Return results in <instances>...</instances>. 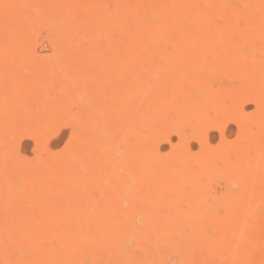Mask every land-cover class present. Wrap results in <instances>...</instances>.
I'll use <instances>...</instances> for the list:
<instances>
[{
    "label": "rangeland",
    "instance_id": "obj_1",
    "mask_svg": "<svg viewBox=\"0 0 264 264\" xmlns=\"http://www.w3.org/2000/svg\"><path fill=\"white\" fill-rule=\"evenodd\" d=\"M8 1H11V0H0V9H2V10H0V23L4 26H2L1 24H0V34L1 33H3V34H1L0 35V57L1 56H3V57H1L0 58V63H2V64H0V91L2 92H5V90L7 89V94L6 93H0V114H1V116H0V120H2L5 116H6V113H3L4 115L2 116V110H15L16 108H18V107H25V108H22V109H20L19 108V110H21V111H23L24 112V117H26V118H28V121L26 120V126L25 127H28L27 125H28V122L30 123V125H29V127H31V129L32 128H34V130L35 131H33V130H31L30 128H25L24 127V125L22 126L25 130L27 129V130H29L30 129V132L29 133H27L28 131L26 130V133H24L23 132V128L21 129V128H19V131H21V133L20 134H22V135H20L19 136V133L16 131V133H18V135H16L17 136V141L15 140V134L16 133H14V134H12L11 135V137L13 136V139L16 141V143H20V141H22V143H20V146L17 144V145H15L16 143H15V141L13 140V139H11V137H9L8 139L10 140H8V139H5V134L4 133H0V150L1 149H3V150H1V152H0V187L2 186L3 188H6L7 186H9V185H11L12 183H14V182H17L18 181V183L20 182V184H21V182H22V171H20V170H18V168H17V166H16V162L15 161H12L11 159H10V153L12 152V151H16L17 149H18V151H19V155H22L21 157L25 160V159H27V158H31V160L30 159H28V161L31 163V166L33 167V169L35 170V171H37V173H39V172H44L49 178H51V177H53V178H55V177H57V175L62 171V170H64L67 166H70L71 165V162L73 163L74 162V156H73V152H72V150L74 149V148H77V146H81V143L84 141V139L85 138H87L88 137V135H89V132H90V130H91V128H93V127H95L96 128V126H97V124H98V128H101V129H103L102 127V121H97V119H99V120H101V118H102V116L105 114V115H107L108 117H109V121L110 120H112V119H116L117 118V115L119 114V110L121 109V108H123V109H126V113H127V118H128V122H127V124L129 125H127V129L128 128H130V129H128L127 130V140H125V142H124V140L123 141H121V144H118V146H116V147H118V148H116L115 150H112V152H110V151H107L106 150V153H110L109 155H111V153L113 154L116 150V152L117 153H119V155L117 154L116 155V153H115V155H116V160L114 161L113 160V162L112 161H110V162H108V166H109V164H110V172L113 174V177L116 179V180H119V182H121V181H123V186L124 187H119L118 185H116V187L115 186H112L113 188H110L111 189V191H112V193H111V191H110V195L109 196H115L114 197V199L116 198V194H118V192H120V190L121 189H123V191H124V193H126V194H124V196L121 198V200H119V201H117L118 203L120 202L121 204H123V205H125V204H129L130 202H128L130 199H133L134 200V202H133V204L132 203H130V204H132V205H134L135 204V206H136V208H140V206H142L143 205V207H141L140 209H136L135 208V206H131L130 204L127 206V205H125V208L127 207V208H129L128 210H127V216H126V218H125V216H124V218L126 219V221H127V225L125 224V227L122 229L123 230V233L125 232L127 235H128V237H129V242H130V245H129V250H131L129 253H128V256H129V262L131 263H137V264H145V263H147V264H153V262L155 263V264H159V261L161 260V261H165L164 263L163 262H161L160 261V264H165V263H167V264H178L179 263V258H181L182 256L181 255H185L186 254V252H187V247L185 248L184 246H182V247H173V243H174V241H173V239H171V238H174L175 236V239L178 241V242H183V241H185V243L186 244H188V242L187 241H189V243H191V244H193V245H189L188 244V247H189V249H191L192 250V252L195 254V255H197L195 258H197L196 260L198 261L196 264H199V263H204V264H211V263H213V264H239L240 262L242 263L243 262V264H244V262H245V260L247 259L248 261L249 260H251V261H247V262H245V264H264V200H262V199H264V192L262 191V189L264 190V178L262 179H259V180H255V179H253V180H249L246 176H245V174H246V172L248 171V170H250V169H252V168H254V166L256 165L255 164V160L258 158H260L259 159V161H258V159H257V162H259V164L261 165V164H263L264 165V111H261L262 109V107H263V103H264V101L263 102H261L260 103V100H256V101H258L259 103V105L257 104V102L254 100V101H249L248 100V102H247V100H245V102H244V100H242V101H236V100H234V99H205V98H203L202 99V97L203 96H201L200 97V95H203V92H200L199 93V98L201 99H198V97L196 98L197 100H195L196 101V104H195V102L193 101L194 99L193 98H188V97H192V96H194L195 94H196V92H188V96L186 97V98H181V99H172L173 101H171L170 100V98H168L170 101H171V103L169 104V107H166V104H167V101H166V99L167 98H164L163 97V99H165V101L164 102H166V103H164V104H162L161 105V103H163V99H162V97L160 96V95H162V92H164L163 90H162V92H161V94L159 93V89H158V87L162 84L161 82V79H157L156 78V80H155V82H153L155 85H157V86H155L156 88H157V90H152V92L154 93V94H156L157 92L159 93V94H156V95H159L158 97H155V98H152V100H154V99H157V101L156 100H154L155 102H152L153 103V105H152V103L151 102H149L151 99L149 98V99H146V100H139V99H136V100H133L132 98H131V94H130V92H129V90H130V87H131V81L136 77V76H138V75H140L141 73L140 72H142V71H140V72H138V74H137V71H134L133 70V60H131L130 61V59L129 60H127L126 59V57L124 56V54H120V52H112L111 53V50L109 51V52H107V53H105V52H102V53H104L103 55L105 56L106 54H108V59H107V55H106V58L101 54V52H99L100 51V48H101V44H102V47L104 48V46H105V48L104 49H106V47H107V49H111V42L109 41V39H108V36H107V38H106V36H104V37H102L103 35H104V31H102V30H105V28L104 27H106L105 25L108 23V22H110V20L112 19V18H116V16H117V18H119V17H121L120 15L122 14V13H118V11L119 12H122V9L123 8H125V9H123V10H126V8H128L127 10H131L132 8H131V6H133L134 4V7L133 8H135L134 10L135 11H137V10H139L138 12H135L136 14H141V11H143V12H145L144 14H146V13H148L149 11H154V9L151 7V3L154 1L155 3L157 2H161L162 1V3H158L159 5H162L159 9H158V14H160L161 12H164L165 11V9L167 8V4L170 2V1H177V0H108L107 2H109L108 4H107V2H105L106 0H88L89 2V4L88 3H85L83 0H72V1H70V0H66V2L64 1V0H12L11 2H8ZM30 1H32V2H34V3H32V2H30ZM39 1H40V3H39ZM69 1L70 2H72V3H69ZM77 1V3H75V2ZM164 1H166L165 3H163ZM185 2L186 0H178L177 2ZM202 1H204V2H202ZM202 1H198V5H199V7H203V3H205V1L206 0H202ZM210 2L212 1V0H209ZM219 1V2H218ZM225 1V2H224ZM224 1H222V0H213L212 2H211V4L208 2V0L206 1V4H207V2H208V4L209 5H214L215 7H218L219 6V9H221V8H224L225 7V5H227V7H229L230 9H231V14L232 13H234V12H237V10H239L238 9V7L239 8H241L240 6H243V3L245 2L246 3V1L245 0H243V2H242V0H238L237 2L239 3V2H241V5H240V3H239V6H238V3L236 2V0H234L233 1V3L232 4H234L233 6H232V4H231V2L232 1H230V0H224ZM229 1V2H228ZM3 2H4V4H3ZM22 2V3H21ZM56 2V3H55ZM58 2V3H57ZM60 2V3H59ZM63 2V3H62ZM83 2V3H82ZM87 2V1H86ZM116 2H117V4H116ZM133 2V3H132ZM141 2V3H140ZM225 4H224V3ZM237 3V5L235 4V3ZM53 3H55V4H53ZM62 3V4H61ZM74 3V4H73ZM91 3V4H90ZM96 3V4H95ZM100 3L101 4H103V5H100ZM121 3V5H119ZM140 3V5L139 6H141V8L139 9V8H137L138 7V5L137 4H139ZM145 5H143V4ZM147 3H150V4H148L147 5ZM197 3V2H196ZM213 3V4H212ZM218 3V4H217ZM219 3H220V5L222 6H220L219 5ZM231 5H230V4ZM8 5V9H7V5ZM16 4V5H15ZM19 4V5H18ZM29 4V5H28ZM31 4V5H30ZM33 4V5H32ZM62 6H61V5ZM64 4H66V6L67 7H65V6H63ZM68 4V5H67ZM70 4V5H69ZM78 4H82V5H78ZM98 4V5H97ZM126 4V5H125ZM15 7H14V6ZM23 5H25V6H23ZM46 5V6H45ZM54 5V6H53ZM72 5V6H71ZM89 5V6H88ZM104 5H105V8H106V6H107V8L105 9L104 8ZM113 5V6H112ZM131 5V6H130ZM147 5V6H146ZM195 5H197V4H195ZM229 5V6H228ZM238 6V7H236V6ZM12 6V7H11ZM34 6L37 8V9H35L34 8ZM48 6V7H47ZM95 6H97V7H95ZM99 6V7H98ZM103 6V7H102ZM112 7V8H109V7ZM116 7V9H117V7H118V11L115 9V11H117V12H114V10H113V8H115ZM119 6H121L122 7V9H121V7H119ZM137 6V7H136ZM149 6H150V8H149ZM4 7V8H3ZM11 7V8H10ZM39 7V8H38ZM68 7H70V8H68ZM85 7V8H84ZM91 7V8H90ZM104 9L103 11L102 10H100V11H102L101 12V15H102V13H103V15L102 16H107L106 18H100V17H102L101 15H100V12H98V8H100V9H102V8ZM148 8V11H147V8ZM164 7V8H163ZM227 7H226V10H227ZM16 8V9H15ZM17 8H19V9H17ZM29 8V9H28ZM55 8V10H57V11H52L51 9H54ZM87 8V9H86ZM98 10H97V9ZM120 8V9H119ZM144 8V10H142ZM146 8V9H145ZM152 8V9H151ZM11 11H10V10ZM25 9V10H24ZM35 9V10H34ZM44 9V10H43ZM75 9V10H74ZM84 9H85V11L87 10V12H85L84 11ZM95 10V13H98L99 14V16L100 17H98V14L96 15V14H94V10ZM107 9H109V12H110V14L108 15V13H106V12H108V11H106ZM149 9H151V10H149ZM160 9H163V10H160ZM233 9H235V11L233 10ZM237 9V10H236ZM29 10V11H28ZM37 10V11H36ZM72 10V11H71ZM92 10V12H93V15L90 13V14H88V12L89 11H91ZM121 10V11H120ZM161 12H160V11ZM222 10H225V9H222ZM5 11H6V13H5ZM19 11L21 12V13H19ZM51 11H52V13H51ZM63 11H65V12H63ZM74 11V12H73ZM104 11H105V13H104ZM151 11V13L153 14H157L156 12H157V9L154 11V12H152ZM17 12V13H16ZM28 12V13H27ZM41 12V13H40ZM45 12H47L46 14H45ZM61 12H63V13H60ZM67 12V13H66ZM33 15H31V14ZM39 15H38V14ZM57 13V14H56ZM59 13V14H58ZM85 13H87V14H85ZM116 13H118V14H116ZM18 14H21V15H18ZM26 14V15H25ZM42 14V15H41ZM66 14V15H65ZM72 14V15H71ZM105 14V15H104ZM114 15L113 17H112V15ZM143 14V13H142ZM141 14V15H142ZM2 15V16H1ZM36 15H37V17H36ZM52 15H53V17H52ZM64 15V16H63ZM67 15H68V17H67ZM74 15V16H73ZM89 15H90V17H89ZM111 15V17H108V16H110ZM3 16H4V18H3ZM20 16V17H19ZM28 16V17H27ZM42 16V17H41ZM43 16H44V18H43ZM55 16H57V18L55 17ZM59 16V17H58ZM61 16V17H60ZM62 16H63V18H62ZM94 16H95V19H94ZM97 16V17H96ZM9 17V18H8ZM11 17V18H10ZM66 17V18H65ZM75 17V18H74ZM85 17V18H84ZM87 17H89L91 20H90V22L88 21L89 20V18L87 19ZM25 18H27V20L25 21ZM30 18V19H29ZM37 18V19H36ZM65 18V19H64ZM77 18V19H76ZM97 18H98V20H97ZM239 18V17H238ZM238 18H235V19H237L236 20V24L240 27V25H241V27L243 28L244 26H245V21H244V19L243 18H239V20H238ZM22 21V23L20 24L19 23V21L20 20ZM32 19V20H31ZM55 19H56V21H55ZM60 19V24L62 25V23L64 22V21H66V24L68 23V27H71L70 29L68 28V27H66V24H65V22L63 23V24H65V25H63V27L59 24L58 26H57V24H58V20ZM84 19V20H83ZM87 19V23L86 22H84L85 20ZM24 20V21H23ZM40 20V22H38ZM53 20V21H52ZM61 20H63V22H61ZM75 20H77L76 22H75ZM79 20V21H78ZM35 21V22H34ZM36 21H37V23H36ZM68 21V22H67ZM72 21V22H71ZM99 21V22H98ZM102 21V22H101ZM104 21V22H103ZM107 21V22H106ZM155 21H157V19L155 20ZM238 21V22H237ZM5 22V24H3ZM32 22H33V24H32ZM48 22V23H47ZM30 23V24H29ZM71 23V24H70ZM94 23V24H93ZM102 24L101 25V27H102V29H101V27H100V25H98V24ZM106 23V24H105ZM20 24V25H19ZM25 24V25H24ZM82 26H81V25ZM19 25V26H18ZM27 25L29 26V25H31L30 27H27ZM35 25V26H34ZM53 25H54V29L52 28L53 27ZM56 25V26H55ZM84 25V26H83ZM86 25V26H85ZM92 25H94V26H92L93 28H95L94 30H93V28H88V27H91ZM97 25H98V27H97ZM3 27V29H2V27ZM6 26H7V28H6ZM24 26H25V28H24ZM79 26V27H78ZM65 27H66V29H65ZM74 27V28H73ZM85 27V28H84ZM18 28V29H17ZM22 28V29H21ZM23 28H24V30H26V29H29V30H27V31H22L23 30ZM37 28V29H36ZM56 28V29H55ZM82 28V29H81ZM86 28H88V29H86ZM99 28H100V32H99ZM2 29V30H1ZM39 29V30H38ZM68 29V30H67ZM83 29H84V32H86V30L88 31V32H90L89 33V35H88V32H86V33H83L82 31H83ZM90 29V30H89ZM33 30V31H32ZM59 30V31H58ZM70 30V31H69ZM2 31V32H1ZM8 31H9V33H8ZM12 31H15V33L13 32L12 33ZM19 31H21V32H25V33H21V32H19ZM66 31V32H65ZM67 31H68V33H67ZM81 31V32H80ZM97 31H98V33H97ZM16 32H17V34H16ZM28 34H27V33ZM31 32H33V33H31ZM64 32V33H63ZM72 32V33H71ZM101 32H102V34H101ZM162 32V31H161ZM11 33H12V36L14 37H12L11 36ZM56 33H58V35L56 34ZM62 33V35H59V34H61ZM92 33V34H91ZM15 34V35H14ZM22 34V36H20ZM33 34V35H32ZM52 34H53V36L54 37H52ZM72 34V35H71ZM86 35V36H83V35ZM91 34V35H90ZM95 34V35H94ZM98 34V35H97ZM82 35V36H81ZM92 35H94V36H92ZM102 35V36H101ZM11 37V39H10V37ZM28 36V37H27ZM57 36H59V37H61L62 36V41L65 43L66 42V44H64V45H66V46H64L63 45V43H62V41L61 40H59V39H61V38H57ZM89 36H91L92 37V39L89 37ZM98 36H100V37H98ZM26 37H27V39H26ZM81 37V38H80ZM97 37V38H96ZM86 38H90V39H86ZM95 38H96V40H95ZM9 39H10V42H9ZM19 39H21V40H19ZM25 39V40H24ZM55 39H57V40H59V41H57V40H55ZM75 39V40H74ZM82 39H83V42H82ZM100 39V40H99ZM2 40V41H1ZM90 42H89V41ZM92 40H95V41H93L92 42ZM103 40V41H102ZM104 40L108 43H105L104 42ZM24 42L23 44L21 43V45H17V44H19V42ZM28 41V42H27ZM49 41V42H48ZM61 41V43H62V45L64 46H61V44H59L58 45V43L57 42H60ZM76 43H75V42ZM86 41H88L87 43H86ZM98 41H101V42H98ZM9 42V43H8ZM28 44H27V43ZM110 42V43H109ZM51 43V44H50ZM75 43V44H74ZM78 43V44H77ZM82 43V44H81ZM86 43V44H85ZM99 43V47H97V45H95V44H98ZM105 43V44H104ZM5 44H10L9 45V47H7L8 45H6L5 46ZM50 44V45H49ZM84 44V45H83ZM91 44V45H90ZM106 44H107V46H106ZM13 45V46H12ZM69 45V46H68ZM95 45V46H94ZM11 46V47H10ZM24 46V47H23ZM25 46H29L28 47V49H26L27 47H25ZM52 46H53V48H52ZM60 46V47H59ZM80 46V47H79ZM83 46V47H82ZM85 46H88V47H86L85 48ZM90 46V47H89ZM93 48H92V47ZM9 48V50H7L6 48ZM31 47V48H30ZM49 47V48H48ZM51 47V48H50ZM74 47V48H73ZM12 50H11V49ZM60 48V49H59ZM90 48V49H89ZM99 50H98V49ZM103 48H101V49H103ZM83 49V50H82ZM11 50V51H10ZM24 50V51H23ZM5 51H9L8 53L7 52H5ZM28 51H30V52H28ZM86 51H89V52H86ZM97 51V52H96ZM226 50H223V49H219V52H225ZM3 54H2V53ZM52 52V53H51ZM75 52H77L78 54H76ZM91 52V53H90ZM98 53V54H100V55H97L96 53ZM117 53V54H116ZM8 54H10V56L8 55ZM29 54V55H28ZM36 54V55H35ZM59 54V55H58ZM80 54V56H76V55H79ZM89 54V55H88ZM94 56H93V55ZM33 57H32V56ZM64 55H65V57H64ZM86 55V56H85ZM31 56V57H30ZM74 56V57H73ZM84 56V57H83ZM93 56V57H92ZM97 56H100V57H98L97 59H96V57ZM101 56H103V58H104V60L101 58ZM5 57V59L6 60H4L3 58ZM9 57V58H8ZM32 59V61H31V59ZM77 57V58H76ZM79 57V58H78ZM86 57H88V58H86ZM95 57V58H94ZM181 57H183V56H181ZM184 57H186V56H184ZM74 58V59H73ZM82 58V59H81ZM91 58H94V60L93 59H91ZM102 59L101 61L100 60H98V59ZM187 59H191V56H188L187 55V57H186ZM65 59V60H64ZM181 59V60H180ZM179 59V61L181 62L183 59L182 58H180ZM187 59H185L184 61H182L181 63H179V66H182V64H188V63H190L189 61H190V59L189 60H187ZM4 60V61H3ZM54 60V61H53ZM71 60V61H70ZM76 60V61H75ZM80 60V61H79ZM85 62H84V61ZM37 62L36 64H35V62ZM73 61V62H72ZM99 61V62H98ZM103 61V62H102ZM109 63H108V62ZM20 62H21V64H20ZM54 62V63H53ZM89 62V63H88ZM92 62V63H91ZM96 62V63H95ZM97 62H98V64H97ZM102 62V63H101ZM226 61H224L223 63H225ZM27 65H26V64ZM74 63V64H73ZM81 63L87 68H82L83 67V65L81 66ZM105 63L107 64V66L105 65ZM19 64V65H18ZM34 64V65H33ZM42 64H45L44 65V70L42 71ZM95 65V68H97V73H96V71H95V69H94V67H93V69H92V65ZM24 65H26L25 67H24ZM37 65H39L38 67H37ZM47 65V66H46ZM93 65V66H94ZM100 65L102 66V68L100 67ZM6 66V67H5ZM54 66V67H53ZM76 66L78 67V68H76ZM106 66V68H104ZM29 67V68H28ZM34 67V69H32V68ZM108 67V68H107ZM113 67V68H112ZM117 67V68H116ZM123 67H124V69H123ZM10 68V69H9ZM24 68L26 69H29V71L28 70H24ZM36 68V69H35ZM38 68V69H37ZM80 68V69H79ZM120 69V70H119ZM4 70H6V73H4L5 71ZM8 70V71H7ZM9 70H10V75H9V73H7V72H9ZM35 70V71H34ZM81 70V71H80ZM94 70V71H93ZM3 71V72H2ZM26 71V72H25ZM86 71V72H85ZM12 72H14V73H12ZM19 72V73H18ZM43 72V73H42ZM23 73V74H22ZM76 73V74H75ZM82 73H83V76H82ZM89 73V74H88ZM96 73V74H95ZM134 73H136V74H134ZM43 74V75H42ZM78 74H79V76H78ZM81 74V75H80ZM94 74V75H93ZM107 74H108V76H107ZM135 75V77H134V75ZM144 75H146V73H143ZM9 75V76H8ZM15 75V76H14ZM20 75V76H19ZM29 76V78H27L26 79V77L27 76ZM42 75V76H41ZM97 75V76H96ZM105 75H106V77H105ZM124 75V78L122 77ZM3 76H5V78L3 77ZM10 76H11V78H10ZM26 76V77H25ZM32 76V78H30ZM34 76H35V78H34ZM40 76V77H39ZM89 78H88V77ZM93 76V77H92ZM96 77V79H95V77ZM122 78H121V77ZM211 76H216L215 78H217L218 79V82H216L217 80L215 79L214 80V78H212ZM211 76H210V82H211V84L213 85V87L214 88H218V86H220V85H223L224 83H228V84H230V83H232L234 80L233 79H231L230 81H229V79H227V75H225V74H220V75H213V74H211ZM222 76V77H221ZM9 77V78H8ZM13 77V78H12ZM17 77V78H16ZM20 77V82H19V78ZM39 77V78H38ZM78 77V78H77ZM82 77H83V79H82ZM134 77V78H133ZM8 78V79H7ZM23 78V79H22ZM34 78V79H33ZM101 79V81L99 82L97 79ZM105 78H107V80L105 79ZM109 78V79H108ZM119 78H121L122 79V81H120L121 79H119ZM223 78V79H222ZM241 79L242 80V75L240 76H238L237 77V79ZM5 79H7L8 81L11 79V81L10 82H7V80H6V83H9V85L8 84H6V83H4V85L2 84L3 82H5L4 80ZM32 79V80H31ZM37 79V80H36ZM43 79V80H42ZM88 79V80H87ZM110 79H111V81H110ZM124 79V80H123ZM214 81H213V80ZM237 79H235V84H236V81L238 82L239 81V83H237V84H240V79L239 80H237ZM3 80V81H2ZM14 82H13V81ZM40 80V81H39ZM84 80V81H83ZM87 80V81H86ZM233 80V81H232ZM262 80H264V79H262ZM35 81V82H34ZM89 81V82H88ZM97 81V82H96ZM212 81H213V83H212ZM12 82V83H11ZM24 82V83H23ZM41 83V85L39 86V84L38 83ZM99 82V83H98ZM215 82V83H214ZM22 83V85H20ZM30 83V85H28ZM92 83V84H91ZM106 83V84H105ZM157 83V84H156ZM160 83V84H159ZM218 85H217V84ZM223 83V84H222ZM15 84V85H14ZM27 84V85H26ZM98 84H99V88H98ZM228 84H226V85H228ZM2 85V86H1ZM35 85V86H34ZM36 85L38 86V87H40V88H37L36 87ZM93 85V86H92ZM97 85V86H96ZM130 85V86H129ZM4 86H5V90L3 89L4 88ZM101 86V87H100ZM129 86V87H128ZM14 87V88H13ZM32 87H33V89L35 90H33L32 89ZM36 87V88H35ZM18 88V89H17ZM23 90H22V89ZM96 88V89H95ZM21 89V90H20ZM29 89V90H28ZM38 89V90H37ZM98 89V90H97ZM40 90V91H39ZM43 91V93H41L42 91ZM39 91V92H38ZM156 91V92H155ZM37 92V93H36ZM103 92V93H102ZM12 93V94H11ZM116 93V94H115ZM1 94H2V96H4V95H6V96H4V98L1 96ZM28 94V95H27ZM37 94H40V96H39V99L40 98H42V96H41V94H43V101L42 102H39V99H38V97H37ZM118 95V96H117ZM8 96V97H7ZM11 96V97H10ZM21 96L24 98V99H20L21 98ZM26 96V97H25ZM32 96V97H31ZM15 97V98H14ZM18 97H19V99H18ZM28 97V98H27ZM37 97V98H36ZM107 97H109V98H107ZM111 97V98H110ZM11 98H14V99H16L15 100V102H14V99H11ZM106 98H107V101H106ZM25 99H27V100H25ZM29 99V100H28ZM102 99V100H101ZM110 99V100H109ZM6 100V101H5ZM12 100H13V102H12ZM22 100V101H21ZM24 100V101H23ZM121 100V101H120ZM139 100V101H138ZM161 100H162V102H161ZM176 100L178 101L177 103L179 104V105H182V107L181 106H177L178 104L177 103H175L176 102ZM201 102H200V101ZM207 101V102H205V101ZM226 100H227V102H226ZM230 100V101H229ZM3 101H4V103H5V105H4V103H3ZM21 101V102H20ZM25 101H26V103H25ZM32 101V102H31ZM105 101V102H104ZM118 101V102H117ZM175 101V102H174ZM191 101H193V103H192V105L193 104H195V106L193 107L192 105L190 106V103H191ZM197 101H198V104H197ZM12 103V104H10V103ZM18 102V103H17ZM113 102H116V104L115 103H113ZM183 102H185V103H183ZM204 102V103H203ZM208 102H210V104L211 103H213V104H209ZM215 102H217V104H215ZM220 102H222L223 104H221ZM238 102V104L239 103H241V105H242V107H240V106H235V105H233V104H235V103H237ZM253 104V103H255L256 102V105L255 104H253L254 106H255V108H256V110H255V112L253 111V110H251L252 109V107L254 108V106L251 104V103ZM20 103V104H19ZM32 103V104H31ZM50 103H54L55 104V106L58 108V110L57 111H51V109L49 108V104ZM118 103V104H117ZM160 104L159 106H162V108H163V110L160 108V110L162 111H160L159 110V108H158V106L156 105V104ZM175 103V105H173V107H172V104H174ZM200 103H202L201 105L204 107V109H203V107H201L199 104ZM208 104V106H207V104ZM228 103H230V106L229 107H227V105H229ZM244 103H248V104H246V105H243ZM1 104H2V107H1ZM25 104V105H24ZM151 104V105H150ZM186 104V105H185ZM189 104V105H188ZM206 104V105H205ZM21 105V106H20ZM124 105V106H123ZM147 105V106H146ZM155 105V106H154ZM164 105V106H163ZM187 105H188V108H186V109H188V110H186L185 109V107H187ZM213 105V106H212ZM215 105H220V106H222V107H224L223 109L221 108V107H218L217 106V109L216 108H213V107H215ZM3 106H5V107H3ZM10 106L11 107H13V108H10ZM18 106V107H17ZM119 106V107H118ZM144 108H143V107ZM154 106V107H153ZM168 106V105H167ZM172 108H171V107ZM178 107V108H176V107ZM199 106V107H198ZM209 106H210V108L211 109H216V112H214L215 113V117H217V121H215V117L213 116V111L209 108ZM258 106H260V107H258ZM10 109H9V108ZM50 107H52V106H50ZM153 109H152V108ZM156 107V108H155ZM180 107V108H179ZM199 109H198V108ZM207 107V108H206ZM230 107H232V108H230ZM234 107V108H233ZM260 108V109H258V108ZM2 108H4V109H2ZM55 108V107H54ZM140 108H141V110H140ZM146 108V111H144V109ZM149 108V109H148ZM165 108H169V110L167 109V111H166V109ZM195 110H194V109ZM222 109L223 111H221V112H223V113H220V110L219 109ZM226 108V109H225ZM230 108V109H229ZM237 109L238 108V110H235L234 112H232L231 110L233 109ZM245 108V109H244ZM249 108V110H247ZM151 109V110H150ZM159 111H158V110ZM165 109V110H164ZM182 109V110H181ZM190 109H191V118H189L188 119V117H189V114H190ZM203 109V110H202ZM206 109V110H205ZM11 110L9 111V112H11ZM154 110H157V111H155L154 112ZM174 110V111H173ZM179 110H181L182 111V113L184 114V116L186 115V117H184L183 115H181L182 113L179 111ZM188 111V113L186 112V111ZM193 110V111H192ZM196 110H197V113H196ZM204 110L208 113V115H206L207 113L205 112L204 114H205V116H206V118H205V116H203L202 115V112H204ZM210 110H211V112H212V115H210ZM226 110V111H225ZM228 110H230L231 112H230V118H231V120H233L234 121V123H233V121H231L230 120V118H229V113H227L226 114V112H229ZM245 111L246 110V112H244V113H242V114H239V113H241V112H243V111ZM263 110H264V107H263ZM125 111V110H124ZM141 111V112H140ZM148 111H150L149 113H148ZM153 111V112H152ZM164 111V112H163ZM176 111V112H175ZM178 111L180 112L179 114H177L178 113ZM249 111V112H248ZM259 111H261V112H259ZM152 112V113H151ZM158 112V113H157ZM166 112V113H165ZM175 112V113H174ZM199 112V113H198ZM210 112V113H209ZM236 112H238V113H236ZM251 112V113H250ZM142 113V114H141ZM161 113V114H160ZM163 113V114H162ZM173 113V114H172ZM219 115H218V114ZM247 113H248V115H247ZM262 115H261V114ZM155 114V115H154ZM157 114V115H156ZM170 114V115H169ZM174 116H172V115ZM201 114V115H200ZM218 116H217V115ZM225 114H226V116H225ZM247 117L246 118V120L247 121H245V116ZM133 117H132V116ZM150 115H151V117H153V118H155V121H154V119L152 118V119H150V122H151V120L153 121V123L152 124H150V122H149V117H150ZM163 115V117H167V115H169L168 117H169V119H167V121H166V118L165 119H163L162 117H160L159 118V116H162ZM221 115V116H220ZM225 116V118H224V116ZM233 115V116H232ZM236 115V120L233 118L234 116ZM241 115V116H240ZM141 116H142V119H141ZM147 116V117H146ZM156 116V117H155ZM179 116V117H178ZM182 116L184 117V119H186V120H184L183 118H182ZM193 116V117H192ZM201 116V117H200ZM202 116H203V119H202ZM219 116H220V118L222 119V116H223V120H221V119H219V121H222V122H218V118H219ZM238 116H240V117H242V118H244L243 119V121L240 123L239 121V117ZM261 116V117H260ZM263 116V117H262ZM131 117V118H130ZM143 117H146V118H143ZM150 117V118H151ZM158 117V119H157V121H156V118ZM171 117V118H170ZM172 117H173V119H172ZM177 117V118H176ZM198 117V118H197ZM215 119H214V118ZM253 117V118H252ZM6 118V117H5ZM130 118V119H129ZM137 118V119H136ZM162 118V119H161ZM175 118V119H174ZM180 118H182L183 120H181V121H183L182 123H181V121H179V119ZM195 118H197V119H199V120H196ZM212 118H213V121H211L212 120ZM250 118V119H249ZM136 119V120H135ZM141 119V120H140ZM176 119H178V120H176ZM228 119V120H227ZM241 119V118H240ZM254 119V120H253ZM257 119V120H256ZM158 120H160V122L158 121ZM166 121V124H164V121ZM177 121V122H173L174 123V125H172V121ZM237 120H239L238 122L239 123H237ZM250 122H249V121ZM260 120V121H259ZM262 120V121H261ZM147 121H148V123H147ZM193 122V121H197L196 123H194V125L192 124V123H190V122ZM227 121V122H226ZM244 121H245V123H244ZM252 121V122H251ZM96 122V123H95ZM98 122V123H97ZM134 122H136V124L134 123ZM143 123V124H140V123ZM160 124H159V123ZM163 122V123H162ZM169 122V123H168ZM178 122H180V124L182 125V127H180L181 125H179V123ZM185 122V123H184ZM206 122H207V124H206ZM214 122V123H213ZM216 122H218V123H216ZM230 122L232 123V124H234V126H236V128H234V126L233 125H229L230 124ZM235 122H236V124H235ZM259 122V123H258ZM133 123H134V126H132L133 125ZM157 123V124H156ZM168 123V124H167ZM177 123H178V125H177ZM187 123V124H186ZM206 124L205 125V128H204V124ZM213 123V124H212ZM219 123H221L220 125H219ZM229 123V124H228ZM244 123V124H243ZM246 123L248 124V126L246 125ZM250 123V124H249ZM96 124V125H95ZM130 124H131V126H130ZM148 124V125H147ZM154 124V125H153ZM160 125V127H158V129H159V131L160 132H157L158 131V129H157V125ZM176 124V125H175ZM197 126H196V125ZM203 124V125H202ZM210 124H212V129H211V126H210ZM216 124V125H215ZM218 124V125H217ZM228 124V125H227ZM240 126H239V125ZM259 124V125H258ZM262 124V125H261ZM144 125V126H143ZM153 125V126H152ZM158 125V126H159ZM161 125H163V127H161ZM167 125V126H166ZM173 126V128H172V126ZM186 125H187V128L189 127V130H192V132L190 133V132H188V131H186L187 130V128H186ZM190 125V126H189ZM246 126L247 128H250L252 125H254V126H256V127H254V126H252V129L253 130H255V128H256V130H255V132H252V131H250L249 129H245L246 127H243V126ZM261 125V126H260ZM136 126V127H135ZM150 128H148V127ZM152 126V127H151ZM185 126V127H184ZM193 126H195L194 127V129H197V130H193ZM214 126H216L217 128H215ZM242 126V128L241 129H239V127H241ZM257 126L258 127H260L261 128V130H260V128H257ZM263 126V127H262ZM111 127V128H110ZM110 127H108V129H107V127L105 128V129H107L106 131V134L105 135H110V137L107 135V136H105L103 133L101 134V137H100V140H101V142L102 143H106V142H110V141H112V140H116L115 142L116 143H120V139H119V137H118V135H116V131H114L115 129H114V127L115 126H110ZM141 127V128H140ZM145 127V128H144ZM153 127H156V128H153ZM169 128V127H171V128H169V130L167 129V128ZM177 127L178 129H179V132H178V130H177V128L175 129V128ZM180 127V128H179ZM202 127L204 128L202 131H201V129H202ZM210 127V128H209ZM214 127V128H213ZM254 127V128H253ZM162 128V129H161ZM163 128L165 129V131L166 132H162L163 131ZM186 128V129H185ZM221 128H223L224 130H225V137L227 138H229L230 140L231 139H233V140H228V138H227V140L231 143V144H229V143H227L226 141H224V140H226L225 138H224V140H223V142H222V140H220L221 138H223L222 136L220 137V135H224V131H223V129H221ZM238 128V129H237ZM21 129V130H20ZM100 129V130H101ZM114 129V130H113ZM135 130V133H134V131L133 130ZM181 129V130H180ZM210 129V130H209ZM215 129L217 130V132H214L215 131ZM221 129V133L218 131V130H220ZM231 129V130H230ZM242 129L244 130L245 129V131H247V130H249V132L247 131V133H249V135L247 134V133H245V131H242ZM257 129L258 130H260V131H257ZM24 130V131H25ZM139 130H141L140 131V134H139ZM148 130H154V131H148ZM156 130V131H155ZM170 130H171V132L172 131H174V133H176V132H178V134H174L173 132L171 133L170 132ZM185 130V131H184ZM212 130V131H211ZM238 130V131H237ZM240 130V131H239ZM31 131H33V133L31 132ZM133 131V132H132ZM145 131V132H144ZM196 131V132H195ZM201 131V132H200ZM209 131V132H208ZM210 131H211V133H210ZM222 131H223V134H222ZM150 132V133H149ZM153 132L155 133V135L153 134ZM162 132V133H161ZM181 132H182V134H181ZM203 132H205L204 134H203ZM206 132H208V133H206ZM241 132H242V134H243V136L245 135V136H248V138L247 137H245V140H244V137L242 136V134H241ZM258 132H259V134H258ZM261 132L263 133V134H261ZM30 133H32V134H30ZM113 133V134H112ZM131 133H133L134 135H132ZM139 135H138V134ZM160 133V134H159ZM163 133H167V134H163ZM186 133H190L188 136H187V134ZM220 135H219V134ZM236 133V135H237V137H239V135H240V138H243V139H236V140H240V142H241V144H240V142L239 141H234L235 140V138H237L236 137V135L235 136H233L234 134ZM238 133V134H237ZM135 134H137V135H135ZM141 134H143V135H141ZM158 134V135H157ZM186 134V135H185ZM202 134V137L203 138H199V137H201V136H199V135H201ZM207 134H209V135H207ZM219 135V137H218V135ZM251 134H254V135H251ZM260 134H261V137H260ZM32 137H31V136ZM113 135H115V136H113ZM141 135V136H140ZM164 137H163V136ZM166 135H168L167 137H166ZM171 135H174V137L172 136L171 137ZM207 135V136H206ZM252 137H251V136ZM262 135H263V137H262ZM34 136V137H33ZM179 136V137H178ZM196 136V137H195ZM208 136H209V138H208ZM211 136V137H210ZM249 136H250V138H249ZM104 137V138H103ZM106 137V138H105ZM157 137V138H156ZM158 137H160L159 139H158ZM177 137V138H176ZM197 137H198V139H197ZM214 137V138H213ZM233 137H235V138H233ZM257 137H258V139H257ZM34 139V141H32L33 139ZM108 138H109V140H108ZM139 140H138V139ZM167 138V139H166ZM173 139V141H175V142H177V140H178V143L179 144H176L175 142L173 143L172 142V139ZM208 138V140H206ZM211 138H212V141H214V142H211ZM253 140H252V139ZM256 138V139H255ZM164 139V140H163ZM166 139V140H165ZM169 139H170V143H169ZM175 139H177V140H175ZM193 139H196L195 140V142H194V140ZM205 139V140H204ZM217 139V140H216ZM261 139V140H260ZM262 139H263V141H262ZM143 140V141H142ZM194 142H192V141ZM198 140H200L199 142L200 143H202L201 145H199V142H198ZM204 141V143H203V141ZM241 140H243V141H241ZM252 140V141H251ZM5 141V142H4ZM12 141V142H11ZM14 141V142H13ZM136 141V142H135ZM140 141H142V142H140ZM161 141V142H160ZM168 141V142H167ZM187 141H191V142H189L190 144H187L188 142ZM209 141V142H208ZM218 142V144H217V142ZM221 141V142H220ZM245 141H246V143L247 142H252L253 143V141H254V143L253 144H251V142L250 143H245ZM260 141H261V143H260ZM27 143V146L25 145L26 143ZM134 142V143H133ZM169 143V144H171V143H173V144H171V145H167L166 143ZM185 142H186V144H185ZM196 142H198L197 144L199 145H197V144H195ZM226 142V143H225ZM236 142V143H235ZM239 142V144H237ZM14 143V144H13ZM84 143V142H83ZM138 145H136V144ZM139 143H141V144H139ZM156 143V144H155ZM163 143V144H162ZM165 143V144H164ZM214 143L215 144H217L216 146L214 145ZM223 143H224V146L227 144V147L228 148H230L229 150H223V148H227L226 146L225 147H223V146H220V145H223ZM233 143H235V144H233ZM6 144V145H5ZM9 146H8V145ZM29 144V145H28ZM137 146L136 148H133V150H132V147H134L135 145ZM148 144V145H147ZM155 145V148H154V146H153V148H152V145ZM159 144V145H158ZM162 144V145H161ZM175 144V145H174ZM207 145V147L209 146V145H211L212 147H214V148H210V146L208 147L209 149H207L206 148V146L204 147V145ZM239 145V147H238V149H241L242 148V150L238 153L237 151H239L238 149H237V151H236V146H234V145ZM262 144H263V146H262ZM12 145V146H11ZM83 145L84 144H82V146L81 147H83ZM119 145H121V146H119ZM124 145H125V147H124ZM134 145V146H133ZM186 145V146H185ZM188 145V146H187ZM230 145H232L234 148H231V146ZM262 146V148H261V146ZM6 146V147H5ZM11 146V148H9ZM14 146H16V148H14ZM18 146V147H17ZM127 146H130V148L129 147H127ZM147 146H151L150 148H152V150L151 149H148V147ZM161 146V147H160ZM164 146V147H163ZM171 146H172V149H171ZM192 146V147H191ZM201 146H203V148L201 147ZM247 146V147H246ZM22 147H23V149H22ZM142 147V148H141ZM145 147H147V148H145ZM161 149H160V148ZM190 147V148H189ZM216 147V148H215ZM218 147H219V149H218ZM223 147V148H222ZM241 147V148H240ZM30 148V152H28L29 150H27V149H29ZM126 148L128 149L129 148V151H126ZM158 148H159V150H158ZM164 148L167 150L168 148V153H167V151L165 150V152L166 153H164ZM185 148V149H184ZM187 148H189V150H187ZM199 148H200V151H198L199 150ZM202 148V149H201ZM204 148H205V150H204ZM222 148V149H221ZM227 148V149H228ZM141 151H140V150ZM153 149H156V150H153ZM163 149V150H162ZM171 149V150H170ZM180 149V150H179ZM217 149V150H216ZM26 150H27V153H25L26 152ZM118 150H120V151H118ZM130 150H132L134 153L132 154V152L130 151ZM148 150V151H147ZM149 150H151L150 151V153H148L149 152ZM161 150H162V154H163V156H164V158H163V156L162 155H159L158 156V154H159V152H161ZM182 150H185V151H183V153L181 152V154H183L182 155V157H180L181 156V154H180V152L179 151H182ZM193 150V151H192ZM213 150V151H212ZM219 150V151H218ZM245 150H248V154H247V156L246 157H244L245 155L244 154H246V153H244V151ZM17 151V152H18ZM23 151V152H22ZM122 151H126L127 152V159H126V157H124V158H121V157H123V155H121V152ZM146 151H147V155H149V157H146L147 155H146ZM154 151V152H153ZM187 151H191L190 153L188 152L187 153ZM195 151H198L199 153H201L202 151L204 152H202L201 154H202V156L198 153H195V155H197V158L196 159H192L193 157H195L192 153L193 152H195ZM222 151L223 152H225V153H222ZM260 151V152H259ZM135 152H136V154H135ZM157 152H158V154H157ZM171 152H172V154H171ZM185 152H186V154H188L189 156H187V155H184L185 154ZM210 154L211 153V155H209L208 153ZM215 152V153H214ZM237 152V153H236ZM245 152H247V151H245ZM258 154H257V153ZM153 153V154H152ZM156 153V154H155ZM220 153H222V154H220ZM228 155H227V154ZM242 153H244V154H242ZM253 153V154H252ZM256 155H255V154ZM137 154H138V158H137ZM150 154L153 156V158H152V156H150ZM161 154V153H160ZM204 154V155H203ZM216 154V155H215ZM224 154V157H226V156H228V157H226V158H224L222 155ZM237 154H239L238 156H236ZM242 154V155H241ZM263 155V158H261V155ZM3 155H5V157L3 156ZM120 155H121V157H120ZM130 155V156H129ZM140 155V156H139ZM156 155V157H155V159H154V156ZM180 155V156H179ZM192 155H193V157H192ZM206 155V156H205ZM209 156V158H208V156ZM219 155H221L220 157H219ZM230 155H235V158L237 159V157L239 158V156L241 155V156H243V158H240V162H239V159H237V162H235V158L233 159V161H234V163H233V161H231V159L232 158H230L231 156ZM252 155V156H251ZM256 157H254V156ZM126 156V155H125ZM129 156V157H128ZM232 156V157H233ZM27 157V158H26ZM119 157L121 158V159H119ZM134 157H135V159H134ZM146 157V158H145ZM161 158L162 160L160 161V159H158V158ZM186 157V159H188V162L187 163H189V164H186L185 165V163H186V161L187 160H185L184 158ZM214 157V158H213ZM251 157H252V159H251ZM141 158H143V159H141ZM145 158V159H144ZM165 158H168V159H166V161H168V163H170V165H173V166H167L166 164H168V163H166L165 161V164H164V162H163V159L165 160ZM170 158V159H169ZM178 158H179V162L177 161L178 160ZM181 158V159H180ZM204 158V159H203ZM206 158H208V160H206ZM223 158V159H222ZM23 159H21L23 162V164H26L27 165V163H29L28 161H26V163H24L25 161L23 160ZM35 161H34V160ZM118 159V160H117ZM126 159V160H125ZM147 159H149V160H147ZM151 159V160H150ZM153 159V160H152ZM158 159V160H157ZM182 159H184L183 161L185 162H183L182 161ZM193 161H192V160ZM203 159V162L205 161V164H203V166L202 167H204V169L206 168V165L209 167V166H212V165H216V166H212V171L210 170V169H203L202 167L200 168V166L202 165L201 164V160ZM248 159V160H247ZM251 159V160H250ZM77 160V159H76ZM121 162H120V161ZM135 161V162H133V161ZM140 160H143V161H140ZM170 160V161H169ZM225 160H228L227 161V165H226V161ZM247 160V161H246ZM8 161V162H7ZM9 161H11L10 163H12L13 164V167H12V164H11V166H9L8 164H10L9 163ZM118 161V162H117ZM137 161H138V163H140L139 165H138V163H137ZM152 161H154V162H152ZM181 161V162H180ZM199 161V162H198ZM40 162H44V163H40ZM100 162V161H99ZM115 162V163H114ZM162 162H163V164L165 165V166H167V167H164V165L162 164ZM173 162H175V163H173ZM182 162H183V164H182ZM190 162H192L191 164L193 165V166H191L190 167ZM208 162V163H207ZM22 163H20V164H22ZM30 163L28 164V166L27 167H30V168H32L31 166H30ZM96 163L98 164V162L96 161ZM101 163V162H100ZM99 163V164H100ZM114 163V164H113ZM126 163V164H125ZM154 163V165H152ZM156 163V164H155ZM161 163V164H160ZM181 163V164H180ZM197 163V164H196ZM200 165H199V164ZM229 163H233V164H231L230 166H232L233 165V167H230L229 166ZM236 163V164H235ZM242 165H240V164ZM22 164V166L24 167V166H26V165H23ZM107 164V163H106ZM104 165V163H101L100 165V167L102 168H100V172H99V174H104L103 172L105 171V169H107L106 167H108L107 165ZM249 167H246V168H244L246 165ZM255 164V165H254ZM2 165V166H1ZM6 165V166H5ZM35 165V166H34ZM131 165V166H130ZM133 165V166H132ZM136 165V166H135ZM146 167H145V166ZM156 165H160L159 167H157ZM195 165V166H194ZM236 165H238L239 167L237 168V166ZM105 166V167H104ZM129 166L131 167V168H129ZM150 166H152V168L153 169H151V168H149ZM177 166V167H176ZM186 166H188V168H185ZM196 166H198V167H196ZM229 166V167H228ZM7 167V168H6ZM10 167H11V169H10ZM15 167V168H14ZM135 167V168H134ZM145 167V168H144ZM159 168L158 170L156 169V168ZM170 168V169H167V168ZM184 167V168H183ZM189 167H190V169H189ZM213 167H216V169H214ZM227 169H226V168ZM17 168V169H16ZM127 168V169H126ZM141 168V169H140ZM146 169V171L145 170H143V169ZM164 168L166 169V171L168 172V174H164L165 175V177L164 176H162L163 174H162V172L164 171ZM173 168H175V169H173ZM182 168V169H181ZM195 170H194V169ZM196 168H200L198 171H200V170H202V171H200V172H195L196 171ZM223 168V169H222ZM84 170H85V174H86V176H87V178H89L90 179V175L92 174V169L91 168H83ZM135 169H137L136 171H135ZM161 169L163 170L162 172H161ZM172 169V170H171ZM176 169H178V170H176ZM186 169H188V170H186ZM193 169V170H192ZM219 169V172L217 171ZM12 170V171H11ZM14 170H17V171H14ZM92 170V171H91ZM128 170H130L129 172H128ZM133 170V171H132ZM139 170V171H138ZM143 170V171H142ZM147 170H148V172H147ZM152 170V171H151ZM174 170V171H173ZM180 170V174L178 173V171ZM182 170V171H181ZM183 170H185V172H183ZM204 170V171H203ZM215 170V171H214ZM221 170H222V172H221ZM224 170V171H223ZM245 170V171H244ZM18 171H20V172H18ZM126 171V172H125ZM156 171V172H155ZM158 171V172H157ZM165 171V172H166ZM176 171V172H175ZM188 171V172H187ZM191 171L193 172H195V173H191ZM207 172L208 171V173L209 174H206V173H204V172ZM217 171V172H216ZM243 171L245 172L244 174H243ZM18 172V173H17ZM138 173V175L137 176H135L137 173ZM147 172V173H146ZM154 172V173H153ZM159 172H161V174H159ZM202 172V173H201ZM226 172H227V175H226ZM228 172H229V174H228ZM233 172H234V174H236V172H237V174L236 175H233ZM127 173H129L128 175H126ZM155 174V175H152V174ZM158 173V174H157ZM164 173V172H163ZM175 173V174H174ZM185 175V177H184V175ZM186 173L188 174L189 173V175H186ZM231 173V174H230ZM172 174V175H171ZM181 175V176H178V175ZM196 174H198V175H196ZM206 174V176L205 177H207V179H204L205 177H204V175ZM213 174V175H212ZM216 174V175H215ZM223 174H224V176H227V177H225L226 178V180H224V176H223ZM242 174V175H241ZM130 175V176H129ZM132 175V176H131ZM168 175V177H166ZM203 175V176H202ZM209 175L211 176L212 175V177H209ZM217 175H219V176H217ZM222 175V176H221ZM142 176V177H141ZM143 176H144V178H143ZM154 179V177H155V179L153 180V182H152V178ZM161 176H162V178H161ZM176 176V177H175ZM177 176H178V178H180V180L177 178ZM192 176V177H191ZM197 176H199L198 178H197ZM231 178H230V177ZM236 176V177H235ZM241 176V177H240ZM243 176H245L246 178H244ZM18 177V178H17ZM128 177V179H125V178H127ZM150 177V178H149ZM164 177V178H163ZM172 177V178H171ZM193 177L194 178H196V180H192L191 181V179H193ZM202 178V180H201V178ZM235 177V178H234ZM17 178V179H16ZM21 178V179H20ZM141 178V179H140ZM161 180H160V179ZM171 178V180L173 179V181H170V180H168V179H170ZM184 178H187V180H188V182L191 184V186H190V188L188 189V184H186L187 183V180L186 179H184ZM190 178V179H189ZM209 178H210V180H212V181H210V182H212V185H211V183L209 182ZM218 178V179H217ZM228 178H230V179H232L231 181H230V179H228ZM145 179H147V180H149V181H147L146 182V180ZM150 179H151V181H150ZM159 179V180H158ZM162 179H165L164 181L162 180ZM176 179V180H175ZM177 179H178V181H177ZM197 179H200L199 181L197 180ZM223 179V180H222ZM235 179V180H234ZM237 179V180H236ZM247 179V180H246ZM121 180V181H120ZM136 180H138L139 182L140 181H142L143 182V184H141L142 182H140V184H138L139 182H137ZM175 180V181H174ZM184 180L186 181L185 183H184ZM206 180H208L207 182H206ZM215 180H218V182H217V184H218V186H217V184H216V181ZM261 180V182H259ZM2 181V182H1ZM48 181H49V179H48ZM145 181V182H144ZM158 181V184L160 183V182H162L163 181V184L164 185H162V183H160L159 184V186H158V184L156 183ZM168 182V184H166L165 182ZM180 181H181V185L180 186H182L181 188L182 189H178L177 190V188L179 187L180 188V186H178V187H176L175 185H178V182H179V184H180ZM197 181H198V183H199V185L197 184V186L198 187H200V188H198L197 186H196V183H197ZM223 181V182H222ZM224 181H225V183H224ZM226 181H227V183H226ZM237 181V182H236ZM241 181H242V183H241ZM245 181V182H244ZM256 181V182H255ZM78 182V181H77ZM148 182H150V183H148ZM152 182V183H151ZM171 182V183H170ZM174 182V183H173ZM176 182H177V184H176ZM183 182V183H182ZM206 182V183H205ZM208 182H209V185H208ZM254 182H255V184H254ZM50 183V184H49ZM49 183L48 184H46L44 187H47V188H49V189H53L52 187H55V181H54V179H52L51 178V180L49 181ZM145 183H147V186L145 185ZM169 183H170V185H172L173 184V186L171 187L170 185H169ZM214 183V184H213ZM247 183V184H246ZM258 183H261V184H259L258 185ZM184 184L186 185V186H188V187H186L185 188V186H184ZM189 184V185H190ZM201 184H202V186H203V184H204V186L203 187H201ZM216 184V185H215ZM226 184V186H224ZM228 184V185H227ZM244 184V185H243ZM263 184V185H262ZM7 185V186H6ZM78 183H77V185L76 186H74V188L71 190V194L72 193H74L75 195H76V197H78V195L77 194H82L83 192L81 191V187H78ZM139 187H138V186ZM142 185V186H141ZM143 185H144V187L146 186V189L144 190L143 188ZM150 185H151V187L153 188H150ZM160 185H162V186H160ZM166 185V186H165ZM171 187V188H173V190H171V189H169V188H167V187H169V186ZM192 185H194V187L192 186ZM208 185V186H207ZM214 185V186H213ZM84 186V185H83ZM134 186H136V187H134ZM158 186V188L159 189H161L160 190V194H161V196H159L160 194L157 192L159 189L157 188L156 189V187ZM165 186V187H164ZM183 186H184V188H183ZM219 186H221V188H219ZM223 186H224V188H223ZM237 186V187H236ZM240 186V187H239ZM241 186H242V188H241ZM87 187H88V184H87ZM91 187H93V184L91 185ZM114 187L116 188V189H114ZM141 187V188H140ZM143 187V188H142ZM200 190V192H198L197 190V188ZM206 187H209V189L206 191ZM227 187V188H226ZM234 187V188H233ZM246 187V188H248V189H244V188ZM256 187V188H255ZM120 188V189H119ZM128 189V191L126 190V189ZM135 188H136V191H135ZM137 188H138V190H137ZM193 188H195V189H193ZM203 188V189H202ZM250 188V189H249ZM261 188V189H260ZM17 189H20V190H16L15 192V194H13V197H12V199H13V202L11 201L12 199H7V201L5 200V201H3L4 199H3V191H0V210L2 209V210H4V211H6V212H4L5 213V216H6V213L8 214V212L11 214V212L13 211V209H14V204H16L17 202H20V201H24L25 200V194H26V192L24 191V189H21V187L20 188H17ZM77 189H79V190H77ZM140 189V190H139ZM144 191H143V190ZM152 189V192L150 191ZM164 189H165V191H164ZM168 189V190H167ZM197 189V190H196ZM217 191H216V190ZM226 189V190H225ZM252 189V190H251ZM254 189V190H253ZM89 190V189H88ZM115 190V191H114ZM170 190V191H169ZM182 190H184V193L182 192ZM188 190L189 191V193H188V196H189V194H190V192H192V190H193V192L194 193H191L192 195H191V200H190V197L189 198H187V193H186V191ZM219 190V191H218ZM236 192V193H234V191ZM240 190V191H239ZM255 190H257V191H255ZM260 190V191H259ZM75 191V192H74ZM77 191V192H76ZM118 191V192H117ZM129 191H131L130 192V194H129ZM140 191V192H139ZM149 193H148V192ZM154 191V192H153ZM164 191V192H163ZM176 191V192H175ZM208 191H210V192H208ZM214 191V192H213ZM242 191V192H241ZM254 191H255V193H254ZM262 191V192H261ZM54 193V195L55 196H53V198L52 199H50L52 202V205H51V203L49 204V206H51L50 207V209L53 211L54 210V212L56 211V213L55 214H53V212H49L48 214H46L47 215V217H46V215L44 216L45 218H44V220L46 219V221L47 222H53V221H57L58 220V214H68L69 212H70V209H71V206L68 204V202H67V200H68V198H69V196L68 195H66L65 193H63V191H53ZM137 192L140 194V196H139V194H137ZM141 192H143V194L141 193ZM157 192V193H156ZM163 192V193H162ZM168 192H169V194H170V196H168V197H166L167 196V194H168ZM171 192V193H170ZM196 192H198V194L196 193ZM207 192H208V194L210 193L211 194V196L212 197H214L215 196V199L214 198H210V197H208L207 196ZM220 192H221V194H220ZM227 192V193H226ZM229 192V193H228ZM256 192L257 193H261L260 195H256ZM77 193V194H76ZM113 193H114V195H113ZM133 193H135L134 195H132ZM167 193V194H166ZM175 193V194H174ZM180 193V194H179ZM182 193V194H181ZM245 193V194H244ZM249 193H250V195H251V193H252V196L250 197V195H249ZM73 194V195H74ZM129 194V195H128ZM145 194V195H144ZM149 194H152V195H149ZM163 194V195H162ZM168 194V195H169ZM186 196H184V195ZM203 194V196H201L200 197V195H202ZM222 194H224V195H226V197L223 195L222 196ZM230 194V196L229 197H231V195H232V198H228V195ZM239 194H242V195H239ZM256 196H254V195ZM97 195H99V193L98 194H96V197L94 198V199H92V200H90V199H83V198H81V200H79L78 202L80 203V206L82 207V206H84L83 208H89V207H93L94 209L95 208H98L99 206H100V201H102V200H100L101 198H100V195L97 197ZM131 195V196H130ZM154 195V196H153ZM166 195V196H165ZM172 195V196H171ZM194 195H196L197 197H198V195H199V199L196 197V196H194ZM214 195V196H213ZM238 195V196H237ZM247 195V196H246ZM25 196V197H24ZM111 196V198H113ZM129 196V197H128ZM146 196L148 197V198H146ZM149 196H151V198L149 197ZM184 196V197H183ZM205 196V197H204ZM206 196L208 197V198H206ZM219 196V197H218ZM220 196H222V197H220ZM243 196H245V197H243ZM83 197V196H82ZM137 197H139V198H137ZM155 197V198H154ZM158 197V198H157ZM166 197V199H167V201H166V199L164 200V198ZM170 197V198H169ZM174 197H176V198H174ZM178 197V198H177ZM44 198H46V197H44ZM99 200H98V199ZM141 198V199H140ZM153 198V199H152ZM161 198V199H160ZM162 198H163V201H162ZM169 198V199H168ZM173 198V199H172ZM205 198V199H204ZM219 198V199H218ZM240 198V199H239ZM59 199V200H58ZM127 199V200H126ZM137 199H140V200H142V202H141V205H139V201L137 200ZM156 201H155V200ZM174 199H175V202H176V205H175V203H174ZM194 199V200H193ZM207 199V200H206ZM215 201H214V200ZM221 199H223V202H222V200ZM226 199H228V201L230 200V202H228V201H226ZM234 199V200H233ZM244 199V200H243ZM258 199V200H257ZM44 201H45V199H43ZM49 200V201H50ZM97 200V201H96ZM123 200H125L124 202H123ZM144 200V201H143ZM148 200V201H147ZM152 200V201H151ZM168 200H169V202H168ZM195 201V203L194 202H191V201ZM196 200H198V201H196ZM204 200V201H203ZM208 200H209V202H208ZM220 200V201H219ZM242 200H243V202H242ZM247 200V201H246ZM249 200V201H248ZM254 200H255V204H254ZM26 201V200H25ZM43 201V204L47 207L48 205V199H47V201H45L44 202ZM58 201V202H57ZM127 201V202H126ZM146 201H147V204H148V206L147 207H150L149 209L148 208H145L146 207ZM189 201V202H188ZM233 201H234V203H233ZM238 201V202H237ZM247 203H245V202ZM250 201H252L251 203H253V204H251V203H249ZM157 202V203H156ZM164 202H166L165 203V205H164ZM186 202V203H185ZM210 203L209 205H208V203ZM212 202V203H211ZM214 202V203H213ZM228 204H226V203ZM3 203V204H2ZM14 203V204H13ZM78 203V204H79ZM117 203V204H118ZM143 203V204H142ZM150 203V204H149ZM151 203L153 204V208H152V206H149V205H151ZM182 203H183V207H182ZM202 204V203H204L205 204V206L207 205V207H205L204 206V204L203 205H199V204ZM219 203H222L221 205H219ZM251 205V206H253V207H251L249 204ZM259 203V204H258ZM137 204L139 205V206H137ZM145 204V205H144ZM156 204L158 205V206H156ZM171 204V205H170ZM188 204V205H187ZM214 204V205H213ZM226 204V205H225ZM232 204V205H231ZM238 204V205H237ZM249 205V206H244V205ZM257 204V205H256ZM160 205V206H159ZM161 205L163 206V208H164V210H163V208L161 207ZM174 205V206H173ZM193 205V206H192ZM210 205H213L212 206V208L210 207ZM229 205L232 207L233 206V208H237V207H235V206H238V208L240 207V210H235V209H233L232 208V211H231V209L229 210ZM241 205V206H240ZM261 207H260V206ZM49 206L47 207V208H49ZM63 206V207H62ZM170 206H171V210H170ZM188 208V207H190V208H186V207ZM195 206H197L196 207V209L198 208V209H200L201 210V208L203 209V210H198L197 209V212L198 213H196L194 210H196V209H194V207ZM220 206H221V212L219 211L220 210ZM226 206V208L225 209H227V212H225L227 215H225V213H224V211H223V209H224V207ZM255 206L256 207H258V209H256L255 208ZM12 207H13V209H12ZM70 207V208H69ZM132 207V208H131ZM158 207H159V210H157L158 209ZM167 207V208H166ZM173 207H174V209H173ZM228 207V208H227ZM244 208L245 209V214L243 213L244 212V209L242 210V208ZM249 207L250 208H252L251 210L249 209ZM55 208V209H54ZM144 208V209H143ZM154 208L156 209V210H154ZM162 208V210H160ZM176 208L178 209L177 210V212L175 211L176 210ZM206 208H208L206 211H208V213L207 212H205V209ZM254 208V209H253ZM260 208V209H259ZM12 209V210H11ZM57 209V210H56ZM132 211H131V210ZM153 211H152V210ZM191 209V210H190ZM215 209H217L218 211H216V214L217 215H219L218 216V219H216V222L217 223H215V221H214V223H213V221H210V217H212L211 215H212V211L214 210L215 211ZM11 212H10V211ZM60 210V211H59ZM129 210L131 211L130 212V214H128L129 213ZM140 210H142V211H140ZM146 210H148V212L146 211ZM211 210V211H210ZM251 212H250V211ZM258 210H260L259 211V213L257 212ZM159 211V214L158 213H156V212H158ZM173 211V212H172ZM191 211V213L194 211V215L196 214L197 216H198V220H197V222L195 223L194 221L195 220H192V222H189V226H188V223H186L187 225H185L184 226V228L181 226V220L179 219V214L180 215H182V214H185V213H189ZM209 211L211 212V213H209ZM222 211H223V214H222ZM61 212V213H60ZM135 212V213H134ZM138 212V213H137ZM145 212H146V214H145ZM152 212H154V213H152ZM173 213V216L171 217V215H172V213ZM181 212H182V214H181ZM239 212V213H238ZM246 212H247V214H246ZM253 212V213H252ZM256 212H257V214L258 215H256ZM14 213V212H13ZM12 213V214H13ZM117 216H119L121 213L120 212H114ZM165 213V214H164ZM170 213H171V215H170ZM175 213V214H174ZM202 213H204V214H202ZM205 213H206V216H208V219H207V217H205ZM229 213V214H228ZM233 213V214H232ZM238 213V214H237ZM14 214H16V213H14ZM52 214V215H51ZM125 214V215H126ZM139 214V215H138ZM163 214H164V216H163ZM129 215V216H128ZM136 215H138L137 217H136ZM151 215V216H150ZM170 215V216H169ZM217 215H213V217H212V219H214V217H216ZM220 215H221V217L222 218H224L225 216H227V217H225L224 219H221V217H220ZM235 215V216H234ZM253 215V217H252V219H251V216ZM57 216V217H56ZM161 216V217H160ZM176 216V217H175ZM201 216V220H200V217ZM231 216V217H230ZM235 217V218H233V217ZM240 216H241V218H240ZM250 216V217H249ZM254 216H256L255 218H254ZM7 217V216H6ZM27 217V218H26ZM30 217V216H29ZM50 217V218H49ZM52 217V218H51ZM87 217H88V215L87 216H85V219H87ZM163 217V218H162ZM236 217H237V219H236ZM248 217V218H247ZM26 218V219H25ZM49 218V219H48ZM160 218V219H159ZM170 218H172V220L170 219ZM175 218V219H174ZM203 218H205L206 220H207V222L209 223V224H207V222H206V220H204L203 221ZM231 218H233V220L231 219ZM240 218V219H239ZM246 218V219H245ZM263 218V219H262ZM28 215H23V214H16L15 216H12V215H9L8 217H7V221H9L10 223H13V224H20V225H24V223H26L27 221H28ZM55 219V220H54ZM84 218L82 219L83 221V223L85 222V221H87V220H90L91 219V215L89 216V218L87 219V220H85ZM107 219V220H106ZM135 219H137V220H135ZM174 219V220H173ZM220 219L223 221V223L222 224H224L223 226H224V228L226 229V230H228V231H226L225 229H223L222 230V227H221V232H219V229H217V227L220 225V223L219 222H222V221H220ZM244 219H245V221H244ZM24 220V221H23ZM50 220V221H49ZM85 220V221H84ZM138 220H140V221H138ZM149 220V221H148ZM159 220H160V222L161 223H159ZM168 220H170L171 222H168ZM215 220V219H214ZM224 220H231V221H228V222H226L225 223V221ZM234 220L236 221V222H234ZM241 220V221H240ZM243 220V221H242ZM248 220V221H247ZM254 220V221H253ZM101 222H103V223H101L100 222V224H102V225H106V226H102L101 225V227L102 228H107V227H110L111 226V224H113L114 222L112 221V219H111V217L110 216H108V217H106V218H104L103 220H100ZM111 221H112V223H111ZM148 221V222H147ZM152 221V222H151ZM163 221V222H162ZM166 221H167V224H166ZM175 221V222H174ZM211 223H210V222ZM219 221V222H218ZM249 221H251V223H249ZM110 224H109V223ZM138 222H140L139 224H137ZM151 224H150V223ZM181 222V223H180ZM199 222L201 223V224H199ZM234 222V223H233ZM80 223V222H79ZM159 223V224H158ZM194 223V224H193ZM198 223V224H197ZM212 223H213V225H215V224H218V226L217 225H215L214 227H213V225H212ZM221 224V225H222ZM262 224V225H261ZM150 225V226H149ZM156 227H155V226ZM158 225H159V227H158ZM174 225V226H173ZM180 225V226H179ZM199 225V226H198ZM200 225H201V227H200ZM205 226V228L203 229V226ZM144 226V227H143ZM167 226V227H166ZM171 226V227H170ZM187 226H188V229H187ZM193 226H195V230H194V228H193ZM217 226V227H216ZM228 226V227H227ZM263 226V227H262ZM128 227H129V229H128ZM143 227V228H142ZM146 227V228H145ZM149 227V229H147ZM155 227V228H154ZM158 227V228H157ZM172 227H174V228H172ZM190 227V228H189ZM199 227V228H198ZM23 228H25V227H23ZM167 228H170V229H167ZM177 228V229H176ZM180 228L183 230V229H185V230H183V233H182V237H181V230H180ZM200 228H202L201 230H200ZM207 228V230H205ZM211 230H210V229ZM218 228H220V227H218ZM241 228V229H240ZM143 229V230H142ZM190 229V230H189ZM197 229H199V230H197ZM218 230V234H217V230ZM144 230H146V231H144ZM149 230H150V232H149ZM163 230V231H162ZM203 230H205L204 232H203ZM239 230V231H238ZM262 230V231H261ZM148 231V233H146V236L144 237V238H142V235L144 234L145 235V233L144 232H147ZM190 231H192V232H190ZM206 231L207 232H209L208 233V235H207V233H206ZM260 233H259V232ZM171 232V233H170ZM176 232H177V234H176ZM187 232V233H186ZM195 232V233H194ZM211 232H212V234H213V232H216L214 235H216V237L218 236V238L219 239H217L214 235H213V237H210V236H212V234H211ZM230 232V233H229ZM248 232V233H247ZM254 234H253V233ZM27 233V234H26ZM30 230L29 229H27V230H25L24 229V231L23 232H21V235H19L18 237H16L17 238V240H24V239H27L28 237H29V235H30ZM171 235H173V236H171ZM172 233H174V234H172ZM180 233V234H179ZM191 233L192 235H190V236H188L189 238H190V240L188 239V237H187V235H189V234ZM204 233H206V235H207V240L205 239V237H206V235L204 234ZM220 233V234H219ZM165 236H164V235ZM168 235V237H167V235ZM185 234H187V235H185ZM197 234H199V235H197ZM221 234H224V236H226V237H228V238H226V237H224L223 235L221 236V237H223V238H221L219 235H221ZM228 234H229V236H228ZM258 234V235H257ZM160 235H161V237L162 238H160ZM170 235V236H169ZM194 235H196V236H194ZM248 235V238L246 237ZM254 235V236H253ZM26 236H27V238H26ZM132 236V237H131ZM181 238H180V237ZM249 236H250V238H249ZM87 238H89L90 239V237H88V236H86ZM86 237H84L83 238V236L82 237H80V241H82V239L84 240V242H87V240L89 241V239H87ZM156 237V238H155ZM185 237H187V238H185ZM202 239H201V238ZM217 239L216 240V243H214L215 242V238ZM253 237V238H252ZM106 239H104V238H100L101 239V242H105V243H107V242H109L110 241V239L108 238V237H105ZM155 238V240H154V242H153V240L152 239H154ZM208 238H210V239H214V240H212L211 242H209V240H208ZM246 238H247V240H246ZM109 239V240H108ZM140 239V240H139ZM151 241H150V240ZM164 239H166V240H164ZM171 239V240H170ZM182 239V240H181ZM188 239V240H187ZM200 239V240H199ZM133 240V241H132ZM147 240H149V241H147ZM161 241V243L163 242H165L164 244H161L160 243V241ZM163 240V241H162ZM170 240V241H169ZM195 240V241H194ZM197 240H199V241H197ZM226 240V241H225ZM242 240V241H241ZM244 240V241H243ZM256 241V242H254L255 244H257L256 246H255V244H253V241ZM107 241V242H106ZM155 241H156V243H155ZM173 241V242H172ZM191 241V242H190ZM214 241V242H213ZM220 241H223L221 244L220 243H218V245H219V247H218V245H217V242H220ZM225 241V242H224ZM239 241H241V242H244V244L242 245V243H240ZM247 241V242H246ZM249 241H250V244H249ZM139 242H140V244L142 245V246H140L139 245ZM149 242V243H148ZM167 242V243H166ZM194 242V243H193ZM204 242H207V243H204ZM214 243V245H217V246H214L213 245V243ZM227 242V243H226ZM237 242H238V244H237ZM252 242V243H251ZM159 245H158V244ZM169 243L171 244V245H169ZM184 243V244H185ZM233 243V244H232ZM246 243V244H245ZM161 244V245H160ZM204 244H208V245H206V247H205V245ZM209 244H211V245H209ZM225 244V245H224ZM235 244H236V246H237V248H236V246H235ZM240 244V245H239ZM8 245V244H7ZM77 245V244H76ZM79 245V244H78ZM78 245L77 246H74V248H73V250H74V252H77L76 251V249H78L79 250V247H78ZM137 245V246H136ZM146 245V246H145ZM158 245V246H157ZM168 245V246H167ZM198 245L200 246V247H198ZM224 246V248H223V246ZM243 246V247H239V246ZM261 245V246H260ZM140 246V247H139ZM147 247V249L145 248V247ZM171 246V247H170ZM186 246V245H185ZM190 246H194L193 248H190ZM196 246V247H195ZM212 246V247H211ZM247 246V247H246ZM248 246L250 247V249L248 248ZM149 247H150V249H149ZM154 247V248H153ZM164 247H165V249H164ZM169 247V248H168ZM173 247V248H172ZM209 247V248H208ZM226 247V248H225ZM244 247L245 248H247L246 250L244 249ZM260 247V248H259ZM263 247V248H262ZM9 248V249H8ZM132 248H133V250H132ZM144 248V249H143ZM162 248V249H161ZM172 248V249H171ZM256 248V249H255ZM259 248V249H258ZM138 249H140V250H138ZM146 249V250H145ZM149 249V250H148ZM170 251V252H168V250ZM175 249V250H174ZM196 249V250H195ZM200 249V250H199ZM213 249V250H212ZM222 249H224V251L222 250ZM234 249V250H233ZM261 249V250H260ZM5 250H8V253H9V251H10V253L11 254H17L18 252V249L17 248H15V247H12V246H5ZM72 250V251H73ZM154 250V251H153ZM159 250V251H158ZM160 250H167L166 251V253H165V255L167 256V258H166V256H163V254H161L162 252L160 251ZM174 251V253H173V251ZM178 250V251H177ZM194 250V251H193ZM210 250H212L211 252H210ZM219 250V252H217ZM221 250V251H220ZM232 250V251H231ZM239 250H243V251H239ZM245 250V251H244ZM252 250V251H251ZM260 250V251H259ZM14 251V252H13ZM105 251V252H104ZM104 251H101V252H99V254H96V255H94V256H96V257H94L93 256V258L95 259H91V262H99L100 260H102L103 262H101L102 264H107L108 263V259L109 258H111L112 257V255H113V257L115 256V257H117L116 255H118V256H120V255H122L121 253H120V251L119 250H104ZM107 251V252H106ZM110 251V252H109ZM137 251H138V253H137ZM140 251V252H139ZM144 251H147L151 256H153L154 254L153 253H155V252H157V253H155V255L153 256V257H155L156 258V256H157V258H162V259H155L154 260V258H152V259H150V255L149 256H147V252H144ZM150 251V252H149ZM179 251H181L180 253H179ZM200 251H204V254H205V256L203 257V258H201L199 255H200V253L199 252ZM233 251H234V253H233ZM251 251V252H250ZM13 252V253H12ZM112 252V253H111ZM114 252V253H113ZM116 252V253H115ZM133 252V253H132ZM143 252H144V254H143ZM153 252V253H152ZM180 254H178V253ZM252 252H253V254H255V258L253 257L254 255L252 254ZM9 253V254H10ZM109 253V255H107ZM170 253V254H169ZM173 253V254H172ZM176 253V254H175ZM183 253V254H182ZM258 253V255L256 256V254ZM1 254V253H0ZM141 254H143L142 256H141ZM159 254V255H158ZM170 255V257H171V259L173 260V261H175V262H173L171 259H170V257H169V255ZM178 254V255H177ZM241 254V255H240ZM107 255V256H106ZM111 255V256H110ZM146 257H145V256ZM222 255H224V256H222ZM235 255V256H234ZM239 255V256H238ZM260 255V256H259ZM102 256V257H101ZM104 256H105V258H104ZM140 256V257H139ZM159 256V257H158ZM207 256V257H206ZM209 256V257H208ZM221 256H222V258H221ZM232 256H234V257H232ZM246 256H247V258H246ZM2 255H0V264H3V262H1L2 261ZM100 259H99V258ZM139 257V258H138ZM142 257V258H141ZM144 257V258H143ZM148 257V258H147ZM164 257V258H163ZM176 257V258H175ZM179 257V258H178ZM239 257V258H238ZM258 257H259V259H260V261H258L259 259H258ZM92 258V257H91ZM136 259L137 260V262H133V259ZM208 258H210L212 261H209V259ZM243 258V259H242ZM249 258V259H248ZM262 258V259H261ZM97 259V260H96ZM132 259V260H131ZM141 259V260H140ZM145 259H147L146 260V262H145ZM167 259L169 260L170 259V261H169V263H168V261H167ZM138 260H140V261H138ZM156 260H158V261H156ZM178 260V262H176ZM203 261V262H199V261ZM253 260V261H252ZM135 261V260H134ZM143 263H142V262ZM149 261V262H148ZM156 261V262H155ZM205 261V262H204ZM209 261V262H208ZM100 263V262H99ZM240 263V264H241ZM62 264V263H61ZM74 264V263H73Z\"/></svg>",
    "mask_w": 264,
    "mask_h": 264
},
{
    "label": "bare ground",
    "instance_id": "obj_2",
    "mask_svg": "<svg viewBox=\"0 0 264 264\" xmlns=\"http://www.w3.org/2000/svg\"><path fill=\"white\" fill-rule=\"evenodd\" d=\"M6 1V0H5ZM12 1V0H11ZM11 1H8V2H11ZM16 1V0H15ZM37 1V0H36ZM65 2H66V0H64ZM70 1H72V0H70ZM69 1V3H72V2H70ZM78 1V0H77ZM77 1L75 2V3H77ZM84 1V0H83ZM87 1V2H86ZM92 1V0H91ZM103 1V0H102ZM108 0H106L105 2H107ZM139 1V0H138ZM147 1V0H146ZM161 1V0H160ZM167 1V0H166ZM166 1H164L163 3H165ZM178 1V0H177ZM175 2V1H170L166 6H167V8L165 9V11L164 12H161L160 10H163V9H160L159 11L161 12L160 14H158L159 12H158V9L162 6V5H159L158 3H162V1L161 2H152L151 4L150 3H147V5L148 4H150L151 5V7L154 9V11L157 9V14H152L151 13V9H149V10H151V11H149L148 13H146V14H144L145 12H143V11H141V14H136L135 12H138L139 10H137V11H135L136 9L135 8H133L134 7V5L133 6H131V10L129 9V10H127L128 8H126V10H123V9H125V8H123L122 9V7L121 6H119V7H121V9H122V12H119L118 11V7H117V9H116V7L115 8H113V10H114V12H117L118 11V13H122L120 16L121 17H119V18H117V16H116V18H112L111 20H110V22H108L105 26L106 27H104L105 28V30H102V31H104V35L102 36V37H104V36H106V38H107V36H108V39H109V41L111 42V49H107V47H106V49H104L105 48V46H104V48L102 47V44H101V48H103V49H101L100 48V51L99 52H101V54L103 55L104 53H102V52H105V53H107V52H109L110 50H111V53L112 52H120V54H124V56L126 57V59L127 60H129L130 59V61L131 60H133L134 62V64H133V70L134 71H137V74H138V72H140V71H142V72H140L141 74L140 75H138V76H136L135 77V75L134 74H136V73H134L133 75H134V79L131 81V87H130V90H129V92H130V94H131V98L133 99V100H136V99H139L140 101L141 100H146V99H151L149 102H155L154 100H156L157 101V99H154V100H152V98H155V97H158L159 95H156V94H161V92H162V90L164 91V92H162V95H160L161 97H162V99H163V97L164 98H167L166 99V101H167V104H166V107H169V104L171 103V101H173L172 99H181V98H186L188 95V92L190 91H194V92H196V94L194 95V96H192V97H188V98H193L194 100V102H195V104H196V101L195 100H197L196 98L199 96V93L200 92H203V95H200V97L201 96H203L202 97V99L203 98H205V99H234V100H236V101H242V100H244V102H245V100H247V102H248V100L250 101H256V100H260V103L261 102H263L264 101V80H262V79H264V0H245L246 1V3L244 2L243 3V6H240L241 8H239L238 6H239V3H240V5H241V2H237L238 0H236V2L238 3V6H236L237 5V3H235L236 5V7H238V9L239 10H237V12H234V13H232L231 14V9L229 8V7H227V5H225V7L224 8H221V9H219V6L218 7H215L214 5H209L208 4V2L211 4V2L213 1H209L208 0V2H207V4H206V1H205V3H203V7L201 6V7H199V3H198V1L199 0H186L185 2ZM180 1V0H179ZM200 1H202V0H200ZM222 1H224V0H222ZM230 1H232L231 2V4L233 3V1L234 0H230ZM30 2H32V1H30ZM85 3H88L89 1L88 0H85L84 1ZM197 2V3H196ZM202 2H204V1H202ZM219 2V1H218ZM225 2V1H224ZM223 2V3H224ZM229 2V1H228ZM242 2H243V0H242ZM22 3V2H21ZM32 3H34V2H32ZM39 3H40V1H39ZM56 3V2H55ZM55 3H53V4H55ZM58 3V2H57ZM60 3V2H59ZM63 3V2H62ZM61 3V4H62ZM83 3V2H82ZM109 2H107V4H108ZM133 3V2H132ZM141 3V2H140ZM140 3L139 4H137L138 5V7L137 8H141V6H139L140 5ZM1 4V3H0ZM3 4H4V2H3ZM60 4V5H61ZM74 4V3H73ZM89 4V3H88ZM91 4V3H90ZM96 4V3H95ZM104 4V3H103ZM103 4H101L100 3V5H103ZM116 4H117V2H116ZM143 4V3H142ZM195 4H197V5H195ZM213 4V3H212ZM218 4V3H217ZM225 4V3H224ZM230 4V3H229ZM230 4V5H231ZM7 5V4H6ZM16 5V4H15ZM19 5V4H18ZM29 5V4H28ZM31 5V4H30ZM33 5V4H32ZM68 5V4H67ZM70 5V4H69ZM78 5H82V4H78ZM98 5V4H97ZM109 5V4H108ZM119 5H121V3L119 4ZM126 5V4H125ZM144 5V4H143ZM146 5V6H147ZM219 5H220V3H219ZM234 4H232V6H233ZM14 6V5H13ZM23 6H25V5H23ZM46 6V5H45ZM54 6V5H53ZM62 6V5H61ZM63 6H65V7H67L66 6V4H64ZM72 6V5H71ZM89 6V5H88ZM113 6V5H112ZM145 6V5H144ZM221 6V5H220ZM229 6V5H228ZM12 7V6H11ZM10 7V8H11ZM15 7V6H14ZM37 7V6H36ZM35 6H34V8L35 9H37ZM48 7V6H47ZM95 7H97V6H95ZM99 7V6H98ZM103 7V6H102ZM101 7V8H102ZM109 7V6H108ZM222 7V6H221ZM226 7H227V10H226ZM234 7V6H233ZM1 8V7H0ZM4 8V7H3ZM39 8V7H38ZM68 8H70V7H68ZM85 8V7H84ZM91 8V7H90ZM104 8H105V5H104ZM106 8H107V6H106ZM105 8V9H106ZM109 8H112V7H109ZM139 8V9H140ZM147 8V7H146ZM145 8V9H146ZM149 8H150V6H149ZM164 8V7H163ZM7 9H8V5H7ZM16 9V8H15ZM17 9H19V8H17ZM29 9V8H28ZM34 9V10H35ZM87 9V8H86ZM97 9V8H96ZM95 9V10H96ZM99 9V10H98ZM97 10H98V12H100V15H101V12L104 10L103 8L102 9H100V8H98ZM115 9L117 10V11H115ZM120 9V8H119ZM135 9V10H134ZM222 9H225V10H222ZM0 10H2V9H0ZM10 10V9H9ZM25 10V9H24ZM44 10V9H43ZM52 11H54L55 10V8L54 9H51ZM75 10V9H74ZM94 10V9H93ZM95 10H94V14H98V13H95ZM100 10H102V11H100ZM142 10H144V8L142 9ZM234 11H235V9H233ZM11 11V10H10ZM29 11V10H28ZM37 11V10H36ZM52 11H51V13H52ZM55 11H57V10H55ZM72 11V10H71ZM84 11H85V9H84ZM106 11H108V12H106V13H108V15L110 14V12H109V9H107ZM121 11V10H120ZM147 11H148V8H147ZM154 11H152V12H154ZM58 12V11H57ZM63 12H65V11H63ZM63 12H61V13H63ZM74 12V11H73ZM85 12H87V10L85 11ZM92 12V10L91 11H89L88 12V14H90ZM5 13H6V11H5ZM17 13V12H16ZM19 13H21L20 11H19ZM28 13V12H27ZM41 13V12H40ZM47 12H45V14H46ZM60 13V12H59ZM58 13V14H59ZM60 13V14H61ZM67 13V12H66ZM104 13H105V11H104ZM105 13V14H106ZM118 13H116V14H118ZM31 14V13H30ZM33 14V13H32ZM31 14V15H32ZM38 14V13H37ZM57 14V13H56ZM64 14V13H63ZM85 14H87V13H85ZM92 15H93V12L91 13ZM104 14V15H105ZM18 15H21V14H18ZM26 15V14H25ZM34 15V14H33ZM32 15V16H33ZM39 15V14H38ZM42 15V14H41ZM47 15V14H46ZM66 15V14H65ZM72 15V14H71ZM102 15H103V13H102ZM101 15V16H102ZM112 15V14H111ZM111 15L110 16H108V17H111ZM2 16V15H1ZM64 16V15H63ZM63 16H62V18H63ZM74 16V15H73ZM114 15H112V17H113ZM20 17V16H19ZM28 17V16H27ZM36 17H37V15H36ZM42 17V16H41ZM52 17H53V15H52ZM56 18H57V16H55ZM59 17V16H58ZM61 17V16H60ZM67 17H68V15H67ZM70 17V16H69ZM68 17V18H69ZM89 17H90V15H89ZM89 17H87V19L89 18ZM97 17V16H96ZM98 17H100L99 16V14H98ZM104 16H102V17H100V18H103ZM107 16H105L104 18H106ZM115 17V16H114ZM243 18L244 19V21H245V26L242 28L241 27V25H240V27L236 24V20L237 19H235V18ZM3 18H4V16H3ZM9 18V17H8ZM11 18V17H10ZM43 18H44V16H43ZM66 18V17H65ZM64 18V19H65ZM75 18V17H74ZM85 18V17H84ZM239 18H238V20H239ZM30 19V18H29ZM37 19V18H36ZM77 19V18H76ZM87 19L84 21V22H86L87 21ZM94 19H95V16H94ZM157 19V21H155ZM20 20V19H19ZM27 20V18H25V21ZM32 20V19H31ZM84 20V19H83ZM90 18H89V22H90ZM96 20V19H95ZM97 20H98V18H97ZM24 21V20H23ZM53 21V20H52ZM55 21H56V19H55ZM77 20H75V22H76ZM79 21V20H78ZM87 21V22H88ZM92 21V20H91ZM35 22V21H34ZM38 22H40V20L38 21ZM61 22H63V20H61ZM65 22V24H66V21H64ZM63 22V23H64ZM68 22V21H67ZM72 22V21H71ZM86 22V23H87ZM99 22V21H98ZM102 22V21H101ZM104 22V21H103ZM107 22V21H106ZM238 22V21H237ZM19 23L21 24L22 23V21L20 20L19 21ZM36 23H37V21H36ZM48 23V22H47ZM62 23V25L60 24V19L58 20V24H57V26L60 24L62 27H63V25H65V24H63ZM91 23V22H90ZM1 24V23H0ZM3 24H5V22L3 23ZM19 24V25H20ZM30 24V23H29ZM32 24H33V22H32ZM71 24V23H70ZM94 24V23H93ZM2 25V24H1ZM18 25V26H19ZM25 25V24H24ZM68 25V23L66 24V27H68L67 26ZM81 25V24H80ZM98 25H100V27H101V23L100 24H98ZM98 25H97V27H98ZM3 26V25H2ZM1 26V27H2ZM31 25H27V27H30ZM35 26V25H34ZM56 26V25H55ZM82 26V25H81ZM84 26V25H83ZM86 26V25H85ZM91 26V25H90ZM92 26H94V25H92ZM88 27V28H93V27ZM4 27V26H3ZM3 27H2V29H3ZM66 27H65V29H66ZM72 27V26H71ZM71 27H68L69 29L71 28ZM79 27V26H78ZM95 27V26H94ZM6 28H7V26H6ZM24 28H25V26H24ZM24 28H23V30L22 31H27V30H29V29H26V30H24ZM31 28V27H30ZM53 29H54V25H53V27H52ZM64 28V27H63ZM74 28V27H73ZM85 28V27H84ZM88 28H86V29H88ZM1 29V30H2ZM8 29V28H7ZM18 29V28H17ZM22 29V28H21ZM37 29V28H36ZM56 29V28H55ZM82 29V28H81ZM89 29V30H90ZM95 28H93V30H94ZM101 29H102V27H101ZM39 30V29H38ZM68 30V29H67ZM33 31V30H32ZM59 31V30H58ZM70 31V30H69ZM101 30H100V28H99V32H100ZM162 31V32H161ZM2 32V31H1ZM15 33V31H12V33ZM19 32H21V31H19ZM28 32V31H27ZM26 32V33H27ZM66 32V31H65ZM81 32V31H80ZM83 33H86V32H88L87 30H86V32H84V29H83V31H82ZM8 33H9V31H8ZM12 33H11V36H12ZM21 33H25V32H21ZM31 33H33V32H31ZM64 33V32H63ZM67 33H68V31H67ZM72 33V32H71ZM89 33L90 32H88V35H89ZM97 33H98V31H97ZM1 34H3V33H1ZM0 34V35H1ZM16 34H17V32H16ZM28 34V33H27ZM57 35H58V33H56ZM92 34V33H91ZM90 34V35H91ZM101 34H102V32H101ZM15 35V34H14ZM33 35V34H32ZM59 35H62V33L61 34H59ZM72 35V34H71ZM87 35V34H86ZM85 34L83 35V36H86ZM95 35V34H94ZM94 35H92V36H94ZM98 35V34H97ZM20 36H22V34L20 35ZM82 36V35H81ZM10 37V36H9ZM13 37V36H12ZM28 37V36H27ZM27 37H26V39H27ZM52 37H54L53 36V34H52ZM91 39H92V37L91 36H89ZM98 37H100V36H98ZM14 38V37H13ZM57 38H61V39H59V40H61L62 41V36L61 37H59V36H57ZM81 38V37H80ZM90 38H86V39H90ZM97 38V37H96ZM96 38H95V40H96ZM10 39H11V37H10ZM10 39H9V42H10ZM19 40H21V39H19ZM25 40V39H24ZM55 40H57V39H55ZM59 40H57V41H59ZM75 40V39H74ZM95 40H92V42L93 41H95ZM100 40V39H99ZM2 41V40H1ZM61 41L60 42H57L58 43V45L59 44H61V46H63L64 44H66V42L64 43L63 41H62V43H63V45H62V43H61ZM89 41V40H88ZM88 41H86V43L88 42ZM97 41V40H96ZM103 41V40H102ZM8 42V43H9ZM19 42V41H18ZM28 42V41H27ZM26 42V43H27ZM49 42V41H48ZM75 42V41H74ZM82 42H83V39H82ZM90 42V41H89ZM98 42H101V41H98ZM104 42L105 43H107L105 40H104ZM109 42V43H110ZM21 43L22 42H19V44H17V45H21ZM24 43V42H23ZM22 43V44H23ZM76 43V42H75ZM74 43V44H75ZM84 43V42H83ZM85 43V44H86ZM104 43V44H105ZM25 44V43H24ZM23 44V45H24ZM28 44V43H27ZM51 44V43H50ZM49 44V45H50ZM78 44V43H77ZM82 44V43H81ZM108 44V43H107ZM107 44H106V46H107ZM6 45H8V44H5V46ZM10 45V44H9ZM9 45L7 46V47H9ZM84 45V44H83ZM91 45V44H90ZM95 45H97V47H99L98 45H99V43L98 44H95ZM94 45V46H95ZM13 46V45H12ZM22 46V45H21ZM64 46H66V45H64ZM63 46V47H64ZM69 46V45H68ZM93 46V47H94ZM11 47V46H10ZM24 47V46H23ZM25 47H27L26 49H28V47L29 46H25ZM60 47V46H59ZM80 47V46H79ZM83 47V46H82ZM86 47H88V46H85V48ZM90 47V46H89ZM92 47V46H91ZM92 47V48H93ZM6 48V47H5ZM31 48V47H30ZM49 48V47H48ZM51 48V47H50ZM52 48H53V46H52ZM74 48V47H73ZM7 50H9V48H6ZM11 49V48H10ZM60 49V48H59ZM90 49V48H89ZM98 49V48H97ZM219 49H223V50H226L225 52H219ZM12 50V49H11ZM10 50V51H11ZM83 50V49H82ZM99 50V49H98ZM24 51V50H23ZM5 52H7V51H5ZM9 52V51H8ZM7 52V53H8ZM28 52H30V51H28ZM86 52H89V51H86ZM97 52V51H96ZM95 52V53H96ZM2 53V52H1ZM4 53V52H3ZM2 53V54H3ZM52 53V52H51ZM76 54H78L77 52H75ZM91 53V52H90ZM97 55H100V54H98V53H96ZM117 54V53H116ZM9 56H10V54H8ZM29 55V54H28ZM36 55V54H35ZM59 55V54H58ZM89 55V54H88ZM93 55V54H92ZM95 55V54H94ZM93 55V56H94ZM107 55V59H108V54H106ZM106 55L104 56L105 58H106ZM187 55L188 56H191V59H190V63H186V64H182V66H179V63H181L182 61H184L185 59H187L186 57H187ZM32 56V55H31ZM30 56V57H31ZM34 56V55H33ZM32 56V57H33ZM76 56H80V54L79 55H76ZM86 56V55H85ZM92 56V57H93ZM103 56H101V58L104 60V58H103ZM181 56H183V57H181ZM184 56H186V57H184ZM1 57H3V56H1ZM0 57V58H1ZM11 57V56H10ZM29 57V58H30ZM64 57H65V55H64ZM74 57V56H73ZM81 57V56H80ZM84 57V56H83ZM98 57H100V56H97L96 57V59L98 58ZM9 58V57H8ZM77 58V57H76ZM79 58V57H78ZM86 58H88V57H86ZM95 58V57H94ZM94 58H91V59H93L94 60ZM98 59V60H102V59ZM180 58H184L181 62L179 61V59ZM4 60H6L5 59V57L3 58ZM31 59V58H30ZM74 59V58H73ZM82 59V58H81ZM189 59H187V60H189ZM3 60V61H4ZM65 60V59H64ZM109 60V59H108ZM181 60V59H180ZM31 61H32V59H31ZM54 61V60H53ZM71 61V60H70ZM76 61V60H75ZM80 61V60H79ZM84 61V60H83ZM224 61H226L225 63H223ZM35 62V61H34ZM38 62V61H37ZM37 62H35V64L37 63ZM73 62V61H72ZM85 62V61H84ZM99 62V61H98ZM98 62H97V64H98ZM103 62V61H102ZM101 62V63H102ZM108 62V61H107ZM185 62V61H184ZM54 63V62H53ZM89 63V62H88ZM92 63V62H91ZM96 63V62H95ZM109 63V62H108ZM0 64H2V63H0ZM20 64H21V62H20ZM26 64V63H25ZM28 64V63H27ZM26 64V65H27ZM38 64V63H37ZM74 64V63H73ZM19 65V64H18ZM26 65H24V67L26 66ZM34 65V64H33ZM44 65L45 64H42V68L44 67ZM83 64L81 63V66H82ZM94 65V64H93ZM92 65V69H93V67H94V69H95V71L97 70V68H95V65L93 66ZM105 65L107 66V64L105 63ZM39 65H37V67H38ZM47 66V65H46ZM103 66V65H102ZM102 66L100 65V67L102 68ZM106 66L104 67V68H106ZM6 67V66H5ZM40 67V66H39ZM38 67V68H39ZM54 67V66H53ZM85 66L83 65V67L82 68H84ZM87 67V66H86ZM85 67V68H86ZM29 68V67H28ZM32 68V67H31ZM37 68V69H38ZM45 68V67H44ZM44 68L42 69V71L44 70ZM76 68H78L77 66H76ZM108 68V67H107ZM113 68V67H112ZM117 68V67H116ZM10 69V68H9ZM32 69H34V67L32 68ZM36 69V68H35ZM80 69V68H79ZM87 69V68H86ZM123 69H124V67H123ZM24 70H28L29 71V69H25L24 68ZM120 70V69H119ZM5 72L4 73H6V70H4ZM8 71V70H7ZM35 71V70H34ZM81 71V70H80ZM94 71V70H93ZM3 72V71H2ZM26 72V71H25ZM30 72V71H29ZM86 72V71H85ZM7 73H9V75H10V70H9V72H7ZM12 73H14V72H12ZM19 73V72H18ZM43 73V72H42ZM96 73H97V71H96ZM95 73V74H96ZM143 73H146V75H144ZM225 74V75H227V79H229V81L231 80V79H233L234 81H235V79H237V77L240 75H242V80L240 81V84H237V83H239V81L237 82L236 81V84H235V82L233 81L232 83H230V84H228V83H222L223 85H220V86H218V88L216 87V88H214L213 87V85L211 84V82H210V76H211V74H213V75H220V74ZM23 74V73H22ZM76 74V73H75ZM89 74V73H88ZM8 75V76H9ZM43 75V74H42ZM41 75V76H42ZM81 75V74H80ZM94 75V74H93ZM15 76V75H14ZM20 76V75H19ZM27 76V75H26ZM25 76V77H26ZM78 76H79V74H78ZM82 76H83V73H82ZM97 76V75H96ZM107 76H108V74H107ZM4 78H5V76H3ZM40 77V76H39ZM38 77V78H39ZM88 77V76H87ZM93 77V76H92ZM95 77V76H94ZM105 77H106V75H105ZM121 77V76H120ZM123 78H124V75L122 76ZM121 77V78H122ZM212 78H214V80L216 79L217 81L216 82H218V79L217 78H215L216 76H211ZM222 77V76H221ZM9 78V77H8ZM7 78V79H8ZM10 78H11V76H10ZM13 78V77H12ZM17 78V77H16ZM27 78H29V76H27L26 77V79ZM30 78H32V76L30 77ZM34 78H35V76H34ZM33 78V79H34ZM78 78V77H77ZM89 78V77H88ZM121 78H119V79H121ZM156 78L157 79H161V85L158 87V91H159V93L157 92L156 94H154L153 92H152V90H157V88L155 87V86H157V85H155L153 82H155V80H156ZM7 79H5L4 81L5 82H3L2 84L4 85V83H6V80ZM19 79V82H20V77L18 78ZM23 79V78H22ZM82 79H83V77H82ZM95 79H96V77H95ZM106 80H107V78H105ZM109 79V78H108ZM223 79V78H222ZM239 79H237V80H239ZM32 80V79H31ZM37 80V79H36ZM43 80V79H42ZM88 80V79H87ZM86 80V81H87ZM98 81L100 80L101 81V79L99 78V79H97ZM124 80V79H123ZM213 80V79H212ZM213 80V81H214ZM3 81V80H2ZM11 81V79L8 81L7 80V82H10ZM13 81V80H12ZM40 81V80H39ZM84 81V80H83ZM99 81V82H100ZM110 81H111V79H110ZM120 81H122V79L120 80ZM213 81H212V83H213ZM14 82V81H13ZM35 82V81H34ZM89 82V81H88ZM97 82V81H96ZM98 82V83H99ZM12 83V82H11ZM24 83V82H23ZM215 83V82H214ZM6 84H8L9 85V83H6ZM39 84V86L41 85V83L39 82L38 83ZM92 84V83H91ZM106 84V83H105ZM157 84V83H156ZM160 84V83H159ZM217 84V83H216ZM226 84H228V85H226ZM15 85V84H14ZM20 85H22V83L20 84ZM27 85V84H26ZM28 85H30V83L28 84ZM218 85V84H217ZM2 86V85H1ZM35 86V85H34ZM93 86V85H92ZM97 86V85H96ZM130 86V85H129ZM128 86V87H129ZM36 87L37 88H40V87H38L37 85H36ZM35 87V88H36ZM101 87V86H100ZM14 88V87H13ZM98 88H99V84H98ZM4 90H5V86H4V88H3ZM18 89V88H17ZM22 89V88H21ZM20 89V90H21ZM32 89H33V87H32ZM41 89V88H40ZM96 89V88H95ZM23 90V89H22ZM29 90V89H28ZM34 90V89H33ZM38 90V89H37ZM98 90V89H97ZM35 91V90H34ZM40 91V90H39ZM38 91V92H39ZM42 91V90H41ZM161 91V92H160ZM188 91V92H187ZM3 92V91H2ZM1 91H0V93H2ZM156 92V91H155ZM3 93H6L7 94V89L5 90V92H3ZM37 93V92H36ZM41 93H43V91L41 92ZM103 93V92H102ZM187 93V94H186ZM12 94V93H11ZM116 94V93H115ZM28 95V94H27ZM40 96V94H37V97H38V99H39V96ZM1 96H2V94H1ZM4 96H6V95H4ZM4 96H2L3 98H4ZM41 96H42V98H40L39 99V102H42L43 101V94H41ZM118 96V95H117ZM8 97V96H7ZM11 97V96H10ZM26 97V96H25ZM32 97V96H31ZM36 97V98H37ZM15 98V97H14ZM14 98H11V99H14ZM28 98V97H27ZM107 98H109V97H107ZM107 98H106V101H107ZM111 98V97H110ZM168 98H170V100L168 99ZM5 99V98H4ZM18 99H19V97H18ZM20 99H24L22 96H21V98ZM19 99V100H20ZM198 99H200L199 97H198ZM15 100L16 99H14V102H15ZM25 100H27V99H25ZM29 100V99H28ZM102 100V99H101ZM110 100V99H109ZM138 100V101H139ZM176 100V102L175 103H177L178 101ZM201 100V99H200ZM199 100V101H200ZM263 100V101H262ZM6 101V100H5ZM22 101V100H21ZM20 101V102H21ZM24 101V100H23ZM121 101V100H120ZM165 101V99H163V103H161V105L162 104H164V103H166V102H164ZM170 103H169V102ZM193 101H191V103H190V106L192 105V103H193ZM205 101V100H204ZM230 101V100H229ZM12 102H13V100H12ZM32 102V101H31ZM105 102V101H104ZM118 102V101H117ZM151 102V103H152ZM161 102H162V100H161ZM201 102V101H200ZM205 102H207V101H205ZM226 102H227V100H226ZM257 102V104L259 103L258 101H256ZM256 102L255 103H253V104H255L256 105ZM3 103H4V101H3ZM10 103V102H9ZM18 103V102H17ZM25 103H26V101H25ZM113 103H115L116 104V102H113ZM169 103V104H168ZM175 103L174 104H172V107H173V105H175ZM183 103H185V102H183ZM204 103V102H203ZM209 104H210V102H208ZM221 104H223L222 102H220ZM251 103V102H250ZM10 104H12V103H10ZM20 104V103H19ZM32 104V103H31ZM49 104V103H48ZM118 104V103H117ZM156 104V103H155ZM178 104V103H177ZM195 104H193L194 106H195ZM197 104H198V101H197ZM202 103H200L199 105L201 106V107H203L202 105H201ZM207 104V103H206ZM205 104V105H206ZM211 104H213V103H211ZM210 104V105H211ZM215 104H217V102H215ZM229 105H227V107H229L230 106V103H228ZM246 104H248V103H244L243 105H246ZM252 104V103H251ZM252 104V105H253ZM264 104V103H263ZM4 105H5V103H4ZM13 105V104H12ZM25 105V104H24ZM151 105V104H150ZM152 105H153V103H152ZM157 106H158V108H159V110H160V108L163 110V108H162V106H159L158 104H156ZM168 105V106H167ZM186 105V104H185ZM189 105V104H188ZM188 105H187V107H185V109L186 108H188ZM192 105V106H193ZM233 105H235V106H240V107H242V105H241V103H239L238 104V102L237 103H235V104H233ZM249 105V104H248ZM259 105V104H258ZM14 106V105H13ZM21 106V105H20ZM50 106H52V107H50ZM124 106V105H123ZM147 106V105H146ZM155 106V105H154ZM153 106V107H154ZM164 106V105H163ZM177 106H181L182 107V105H177ZM193 106V107H194ZM207 106H208V104H207ZM213 106V105H212ZM217 106L218 107H221L222 109L224 108V107H222V106H220V105H215V107H213V108H216L217 109ZM237 106V107H238ZM254 106V105H253ZM1 107H2V104H1ZM3 107H5V106H3ZM18 107V106H17ZM55 107V108H54ZM58 107V106H57ZM56 106H55V104L54 103H50L49 104V108L51 109V111H57L58 110V108H57ZM119 107V106H118ZM143 107V106H142ZM171 107V106H170ZM171 107V108H172ZM176 107V106H175ZM199 107V106H198ZM197 107V108H198ZM205 107V106H204ZM204 107H203V109H204ZM258 107H260V106H258ZM257 107V108H258ZM263 107H264V105H263ZM263 107L261 108L262 110L261 111H264L263 110ZM9 108V107H8ZM10 108H13V107H11L10 106ZM9 108V109H10ZM19 108L20 107H18V108H16L15 110L13 109V110H11V112H9L8 110L6 111V110H2V116L4 115L3 113H6V118L4 117L2 120H0V133H4L5 134V139H8L9 137H11V135L12 134H14V133H16V131L18 132L19 131V128H23L22 126L24 125V127L26 126L25 124H26V120L28 121V118H26V117H24V112L23 111H21V110H19ZM22 108H25L24 106L23 107H21L20 109H22ZM144 108V107H143ZM152 108V107H151ZM156 108V107H155ZM176 108H178V107H176ZM180 108V107H179ZM207 108V107H206ZM209 108H210V106H209ZM230 108H232V107H230ZM229 108V109H230ZM234 108V107H233ZM239 108V107H238ZM238 108L236 109H232L231 111L232 112H234L235 110H238ZM2 109H4V108H2ZM149 109V108H148ZM153 109V108H152ZM166 109V111H167V109L169 110V108H165ZM164 109V110H165ZM194 109V108H193ZM199 109V108H198ZM202 109V110H203ZM211 109V108H210ZM216 109L214 110V109H211L212 111H213V116L215 117V113L214 112H216ZM219 109V108H218ZM222 109H219L220 110V113H223V112H221V111H223ZM226 109V108H225ZM245 109V108H244ZM254 109V110H253ZM258 109H260V108H258ZM23 110V109H22ZM125 110V111H124ZM140 110H141V108H140ZM143 110V109H142ZM141 110V111H142ZM151 110V109H150ZM158 110V109H157ZM157 110H154V112L155 111H157ZM158 110V111H159ZM182 110V109H181ZM181 110H179L181 113H182V111ZM186 110H188V109H186ZM185 110V111H186ZM195 110V109H194ZM206 110V109H205ZM204 110V112H202V115L203 116H205V111ZM211 110H210V112H211ZM247 110H249V108L247 109ZM251 110H253L254 112H255V110H256V108H255V106H254V108L252 107V109ZM140 111V112H141ZM144 111H146V108L144 109ZM161 111V110H160ZM174 111V110H173ZM178 111V113L177 114H179L180 112ZM193 111V110H192ZM226 111V110H225ZM229 112H226V114L227 113H229V118H230V110H228ZM243 111V110H242ZM261 111H259V112H261ZM119 114L117 115V118L116 119H112V120H110L109 121V117L107 116V115H103L102 116V118H101V120H99V119H97V121H102V128L103 129H101V128H98L97 126H98V124H97V126H96V128L95 127H93V128H91V130H90V132H89V135H88V137L87 138H85L84 139V143L82 142L81 143V146H82V144H84L83 145V147H81L80 145L79 146H77V148H74L73 150H72V152H73V158L75 159L74 160V162L72 163L71 162V165L70 166H67L64 170H62L58 175H57V177H55V178H53V177H51L52 179H54V181H55V187H52L53 189H49V188H47V187H44L46 184H48L49 183V181L51 180V178H49L44 172H39V173H37V171H35L34 169H33V167L31 166V158H27V159H23L21 156L22 155H19V151H18V149L16 148V146H14V148H16L17 150L16 151H12L11 153H10V159L12 160V161H15L17 164H16V166H17V168H18V170H20V171H22V182H21V184H20V182L18 183V181L17 182H14V183H12L11 185H9V186H7L6 188H3L2 186L0 187V191H3L4 193L2 194L3 195V201H7V199H12V197H13V194H15L16 192V190H20V189H17V188H20L21 187V189H24V191L26 192V194H25V200L24 201H20V202H17L16 204H14V209H13V207H12V209H13V211L11 212L10 210V212H11V214L8 212V214L6 213V216L8 217L9 215H12V216H15L16 214H23V215H28V221L26 222V223H24V225H20V224H13V223H10L9 221H7L6 219H7V217L5 216V213L4 212H6V211H4V210H0V255H2L3 257H2V261L1 262H3V264H102L101 262H103L102 260H100L99 262H91V259L93 260L94 258H93V256L94 255H96V254H99V252H101V251H104V250H119L120 251V253L122 254V255H120V256H118V255H116L117 257H113V255H112V257L111 258H109L107 261H108V263L107 264H133L132 262L130 263L129 262V256H128V253L131 251V250H129V245H130V242H129V237H128V235L124 232L123 233V228L125 227V224L127 225V221H126V219L128 218H126V216H127V210L129 209V208H125V205H129L130 203H132L133 204V202H134V200L133 199H130L128 202H130L129 204H125V205H123V204H121L120 202L118 203L117 201H119V200H121V198L124 196V194H126V193H124V191H123V189H121L120 190V192H118V194H116V198L114 199V197L113 198H111V196H109L111 193H112V191H111V189L110 188H113L112 186H115L116 187V185H118L119 187H124L123 186V181H121V182H119V180H116L114 177H113V174L110 172V164L113 162V160L115 161L116 160V155L118 154L119 155V153H117L116 151L112 154L111 153V155H109L110 153H106V150L107 151H110V152H112V150H115L116 148H118V147H116V146H118V144H121V141H123L124 140V142H125V140H127V130L128 129H130V128H128L127 129V122H128V118H127V113H126V109H123V108H121L119 111ZM150 111H148V113H149ZM153 112V111H152ZM151 112V113H152ZM162 112V111H161ZM164 112V111H163ZM176 112V111H175ZM174 112V113H175ZM187 113H188V111H186ZM209 112V113H210ZM244 112H246V110L245 111H243V112H241V113H239V114H242V113H244ZM249 112V111H248ZM158 113V112H157ZM166 113V112H165ZM196 113H197V110H196ZM199 113V112H198ZM207 113V112H206ZM219 113V114H220ZM236 113H238V112H236ZM251 113V112H250ZM262 113V112H261ZM260 113V114H261ZM142 114V113H141ZM161 114V113H160ZM163 114V113H162ZM173 114V113H172ZM171 114V115H172ZM218 114V113H217ZM216 114V115H217ZM218 114V115H219ZM226 114H225V116H226ZM263 114V113H262ZM261 114V115H262ZM155 115V114H154ZM157 115V114H156ZM170 115V114H169ZM169 115H167V117H163V115L162 116H159V118L160 117H162L163 119H165L166 118V121H167V119H169ZM181 115H183L184 116V114L182 113ZM201 115V114H200ZM206 115H208V113L206 114ZM210 115H212V112L210 113ZM217 115V116H218ZM244 115V114H243ZM246 115V114H245ZM244 115V116H245ZM247 115H248V113H247ZM0 116H1V114H0ZM132 116V115H131ZM173 116V115H172ZM182 116V118L184 119V117H186V115L183 117ZM203 116H202V119H203ZM221 116V115H220ZM220 116H219V118H218V122H222V121H219V119H221L220 118ZM224 116V115H223ZM223 116H222V119L221 120H223ZM225 116H224V118H225ZM233 116V115H232ZM241 116V115H240ZM240 116H238L239 118V120H237V123H241L242 121H243V119L245 118V121H247L246 120V116L244 117V118H242V117H240ZM133 117V116H132ZM147 117V116H146ZM146 117H143V118H146ZM150 117H151V115H150ZM149 117V122H150V119H152L153 117H151L150 118ZM156 117V116H155ZM174 117V116H173ZM173 117H172V119H173ZM179 117V116H178ZM193 117V116H192ZM201 117V116H200ZM213 117V118H214ZM261 117V116H260ZM263 117V116H262ZM131 118V117H130ZM129 118V119H130ZM161 118V119H162ZM171 118V117H170ZM177 118V117H176ZM182 118H178L179 119V121H181V120H183ZM187 118V117H186ZM189 118H191V109H190V114H189V117H188V119ZM198 118V117H197ZM197 118H195L196 120H199V119H197ZM205 118H206V116H205ZM213 118H212V120L211 121H213ZM216 118V119H215ZM214 119H215V121H217V117H215ZM235 120H236V115L233 117ZM241 118V119H240ZM253 118V117H252ZM137 119V118H136ZM135 119V120H136ZM141 119H142V116H141ZM140 119V120H141ZM154 119V121H155V118H153ZM157 119H158V117L156 118V121H157ZM175 119V118H174ZM178 119H176V120H178ZM250 119V118H249ZM172 121V125H174V123L173 122H177V121ZM184 120H186V119H184ZM190 120V119H189ZM228 120V119H227ZM230 120H231V118H230ZM242 120V121H241ZM254 120V119H253ZM257 120V119H256ZM159 122H160V120H158ZM164 121V120H163ZM166 121H164V124H166ZM187 121V120H186ZM200 121V120H199ZM231 121H233V120H231ZM239 121V122H238ZM245 121H244V123H245ZM249 121V120H248ZM260 121V120H259ZM262 121V120H261ZM264 121V120H263ZM151 122L153 123V121L151 120ZM150 122V124H152ZM158 122V123H159ZM183 121H181V123H182ZM190 122V121H189ZM194 123H196L195 121H193ZM193 122H190V123H192L193 125H194V123ZM218 122H216V123H218ZM227 122V121H226ZM250 122V121H249ZM252 122V121H251ZM96 123V122H95ZM98 123V122H97ZM135 124H136V122H134ZM134 123H133V125L132 126H134ZM140 123V122H139ZM147 123H148V121H147ZM163 123V122H162ZM169 123V122H168ZM167 123V124H168ZM179 123V125H181L180 124V122H178ZM178 123H177V125H178ZM185 123V122H184ZM198 123V122H197ZM214 123V122H213ZM212 123V124H213ZM223 123V122H222ZM225 123V122H224ZM223 123V124H224ZM233 123H234V121H233ZM243 123V124H244ZM259 123V122H258ZM140 124H143V123H140ZM157 124V123H156ZM160 124V123H159ZM158 124V125H159ZM183 124V123H182ZM187 124V123H186ZM199 124V123H198ZM197 124V125H198ZM204 124V123H203ZM202 124V125H203ZM206 124H207V122H206ZM206 124H204L203 126H204V128H205V125ZM212 124H210V126H211V129H212ZM221 123H219V125H220ZM229 124V123H228ZM227 124V125H228ZM235 124H236V122H235ZM250 124V123H249ZM29 125H30V123L28 122V127H25V128H30L31 129V127H29ZM96 125V124H95ZM148 125V124H147ZM154 125V124H153ZM152 125V126H153ZM156 126L157 127V129H158V127H160V125L159 126ZM171 125V126H172ZM176 125V124H175ZM196 125V124H195ZM196 125V126H197ZM200 125V124H199ZM216 125V124H215ZM218 125V124H217ZM230 126L231 125H233L234 126V124H232L231 122H230V124H229ZM239 125V124H238ZM246 125L248 126V124L246 123ZM259 125V124H258ZM262 125V124H261ZM260 125V126H261ZM110 126H115L114 127V131H116V135H118V137H119V139H120V143H116L115 141L116 140H112V141H110V142H106V143H102L101 142V140H100V137H101V134L103 133H105L106 134V130L108 129V127H110ZM129 126V125H128ZM130 126H131V124H130ZM144 126V125H143ZM151 126V127H152ZM167 126V125H166ZM190 126V125H189ZM240 126V125H239ZM252 126H254V125H252ZM252 126L250 127L251 129H252ZM107 127V129H105ZM136 127V126H135ZM148 127V126H147ZM156 127H153V128H156ZM161 127H163V125H161ZM180 127H182V125L180 126ZM179 127V128H180ZM185 127V126H184ZM194 127L195 126H193V130H197V129H194ZM215 128H217L216 126H214ZM213 127V128H214ZM243 127H246L245 125L243 126ZM254 127H256V126H254ZM253 127V128H254ZM263 127V126H262ZM111 128V127H110ZM141 128V127H140ZM145 128V127H144ZM149 128V127H148ZM167 128V127H166ZM169 128H171V127H169ZM169 128H167L168 130H169ZM172 128H173V126H172ZM171 128V129H172ZM175 128V127H174ZM177 128V127H176ZM175 128V129H176ZM186 128H187V125H186ZM185 128V129H186ZM203 127H202V129H201V131L204 129ZM210 128V127H209ZM234 128H236V126H234ZM242 128V126L241 127H239V129H241ZM250 128H245V129H249L250 131H252ZM257 128H260V127H258L257 126ZM20 129V130H21ZM24 129V128H23ZM30 129L29 130H27L28 132L27 133H29L30 132ZM101 129V130H100ZM150 129V128H149ZM162 129V128H161ZM221 129H223V128H221ZM221 129L220 130H218L219 132L221 131ZM238 129V128H237ZM245 129L243 130L242 129V131H245ZM25 130V129H24ZM23 130V132L24 133H26V130L24 131ZM31 130H33V131H35L34 130V128H32ZM131 130V129H130ZM133 130V129H132ZM177 130H178V132H179V129L177 128ZM181 130V129H180ZM210 130V129H209ZM226 130V129H225ZM225 130L223 129V131H224V135H220L219 133V135H220V137L222 136L223 138H221L220 140H224V138L226 139V140H224V141H226L227 143H229V144H231L228 140H230L228 137V140H227V138L225 137ZM231 130V129H230ZM249 130H247L248 132H249ZM255 130H256V128H255ZM255 130H253L252 132H255ZM260 130H261V128H260ZM260 130H258L257 129V131H260ZM33 131H31L32 133H33ZM134 131V133H135V130H133ZM132 131V132H133ZM140 131L141 130H139L138 132H139V134H140ZM148 131H151V130H148ZM152 131H154V130H152ZM151 131V132H152ZM156 131V130H155ZM161 131V130H160ZM159 131V129H158V131L157 132H160ZM167 131V130H166ZM165 131V129L163 128V131L162 132H166ZM185 131V130H184ZM186 131H188V132H192V130H189V127L187 128V130ZM200 131V132H201ZM204 131V130H203ZM212 131V130H211ZM211 131H210V133H211ZM223 131H222V134H223ZM238 131V130H237ZM240 131V130H239ZM247 131H245V133H247ZM20 133H21V131H19ZM18 132V133H19ZM145 132V131H144ZM161 132V133H162ZM170 132H171V130H170ZM173 133H174V131H172ZM171 132V133H172ZM178 132H176V133H174L175 135L176 134H178ZM190 132V133H191ZM196 132V131H195ZM209 132V131H208ZM208 132H206V133H208ZM214 132H217V130L215 129V131ZM18 133H16L15 134V136L16 135H18ZM19 133V136L20 135H22V134H20ZM32 133H30V134H32ZM150 133V132H149ZM190 133H186L187 134V136L190 134ZM205 132H203V134H204ZM221 133V132H220ZM256 133V132H255ZM104 134V135H105ZM113 134V133H112ZM132 135H134L133 133H131ZM138 134V133H137ZM137 134H135V135H137ZM138 134V135H139ZM153 134L155 135V133L153 132ZM160 134V133H159ZM163 134H167V133H163ZM181 134H182V132H181ZM185 134V135H186ZM217 134V135H218ZM238 134V133H237ZM241 134H242V132H241ZM240 134V135H241ZM248 135H249V133H247ZM258 134H259V132H258ZM261 134H263L262 132H261ZM261 134H260V137H261ZM108 135V134H107ZM107 135H105V136H107ZM141 135H143V134H141ZM140 135V136H141ZM158 135V134H157ZM183 135V134H182ZM207 135H209V134H207ZM206 135V136H207ZM219 135H218V137H219ZM236 135V133L233 135V136H235ZM240 135H239V137H237V135H236V137L237 138H235V137H233V138H235V140L234 141H239L240 142V140H236V139H243V138H240ZM251 135H254V134H251ZM250 135V136H251ZM31 136V135H30ZM109 137H110V135H108ZM113 136H115V135H113ZM156 136V135H155ZM163 136V135H162ZM168 135H166V137H167ZM174 137V135H171V137ZM199 136H201V137H199V138H203L202 137V134L201 135H199ZM242 136H243V134H242ZM245 136V135H244ZM243 136V137H244ZM250 136H249V138H250ZM32 137V136H31ZM34 137V136H33ZM164 137V136H163ZM179 137V136H178ZM196 137V136H195ZM211 137V136H210ZM245 137H247L248 138V136H245ZM245 137H244V140H245ZM252 137V136H251ZM262 137H263V135H262ZM17 136L15 137V140L17 141ZM104 138V137H103ZM106 138V137H105ZM111 138V137H110ZM157 138V137H156ZM160 137H158V139H159ZM177 138V137H176ZM208 138H209V136H208ZM208 138L206 139V140H208ZM214 138V137H213ZM264 138V137H263ZM11 139H13V136L11 137ZM33 139V138H32ZM138 139V138H137ZM167 139V138H166ZM165 139V140H166ZM172 139V138H171ZM197 139H198V137H197ZM252 139V138H251ZM256 139V138H255ZM257 139H258V137H257ZM1 140V139H0ZM9 140V139H8ZM14 140V139H13ZM14 140V141H15ZM108 140H109V138H108ZM139 140V139H138ZM164 140V139H163ZM175 140H177V139H175ZM179 140V139H178ZM178 140H177V142H175V141H173V139H172V142L174 143H176V144H179L178 143ZM194 140V142H195V140L196 139H193ZM205 140V139H204ZM217 140V139H216ZM223 140H222V142H223ZM231 140H233V139H231ZM230 140V141H231ZM253 140V139H252ZM251 140V141H252ZM261 140V139H260ZM10 141V140H9ZM13 141V142H14ZM16 141H15V143H16ZM32 141H34V139L32 140ZM143 141V140H142ZM142 141H140V142H142ZM192 141V140H191ZM191 141H187L188 143L187 144H190L189 142H191ZM200 140H198V142H199ZM203 141V140H202ZM241 141H243V140H241ZM250 141V142H251ZM262 141H263V139H262ZM1 142V141H0ZM5 142V141H4ZM12 142V141H11ZM136 142V141H135ZM161 142V141H160ZM168 142V141H167ZM193 142V141H192ZM193 142V143H194ZM198 142H196L195 144H197ZM201 142V141H200ZM199 142V145H201L202 143H200ZM209 142V141H208ZM211 142H214V141H212V138H211ZM217 142V141H216ZM221 142V141H220ZM225 142V143H226ZM232 142V141H231ZM239 142L237 143V144H239ZM250 142H247V143H250ZM19 143V142H18ZM18 143H16L15 145H17ZM20 143H22V141H20ZM20 143L18 144L19 146H20ZM26 143V142H25ZM134 143V142H133ZM166 143V142H165ZM164 143V144H165ZM169 143H170V139H169ZM169 143H166L167 145L169 144ZM173 143H171V144H173ZM203 143H204V141H203ZM236 143V142H235ZM235 143H233V144H235ZM245 143H246V141H245ZM246 143V144H247ZM253 143H254V141H253ZM252 142H251V144H253ZM260 143H261V141H260ZM14 144V143H13ZM136 144V143H135ZM134 144V145H135ZM139 144H141V143H139ZM156 144V143H155ZM163 144V143H162ZM161 144V145H162ZM171 144H169V145H171ZM185 144H186V142H185ZM217 144H218V142H217ZM217 144H215L214 143V145L216 146ZM234 145V146H236L237 148H236V151H237V149H238V147H239V145ZM240 144H241V142H240ZM6 145V144H5ZM8 145V144H7ZM26 146H27V143L25 144ZM29 145V144H28ZM122 145V144H121ZM121 145H119V146H121ZM133 145V146H134ZM137 145V144H136ZM134 146V147H132V150H133V148H136L137 146ZM148 145V144H147ZM152 145V144H151ZM159 145V144H158ZM175 145V144H174ZM198 145V144H197ZM198 145V146H199ZM204 145V144H203ZM219 145V144H218ZM217 145V146H218ZM9 146V145H8ZM12 146V145H11ZM11 146L9 147V148H11ZM153 146H154V148H155V145H152V148H153ZM186 146V145H185ZM188 146V145H187ZM206 146V148L207 149H209L208 147L210 146V148L212 147L211 145H209L208 147H207V145H204V147ZM220 146H223V147H227V144L224 146V143H223V145H220ZM231 146V148H234L232 145H230ZM261 146V145H260ZM262 146H263V144H262ZM262 146H261V148H262ZM6 147V146H5ZM18 147V146H17ZM124 147H125V145H124ZM127 147H129L130 148V146H127ZM148 147V149H151L152 150V148H150L149 146H147ZM147 147H145V148H147ZM161 147V146H160ZM159 147V148H160ZM164 147V146H163ZM192 147V146H191ZM202 148H203V146H201ZM222 147V148H223ZM247 147V146H246ZM129 148L127 149L126 148V151H129ZM142 148V147H141ZM159 148H158V150H159ZM190 148V147H189ZM189 148H187V150H189ZM201 148V149H202ZM212 148H214V147H212ZM216 148V147H215ZM221 148V149H222ZM228 148V147H227ZM223 148V150H229L230 148ZM241 148V147H240ZM4 149V148H3ZM3 149H1V150H3ZM22 149H23V147H22ZM161 149V148H160ZM169 149V148H168ZM168 149L166 150L165 148H164V153H166L165 152V150L167 151V153H168ZM171 149H172V146H171ZM170 149V150H171ZM185 149V148H184ZM218 149H219V147H218ZM1 150H0V152H1ZM27 150H29L28 152H30V148L29 149H27ZM27 150H26V152L25 153H27ZM132 150H130L131 152H132V154L134 153ZM140 150V149H139ZM151 150H149V152L148 153H150V151ZM153 150H156V149H153ZM162 150H161V152H159V154H158V152H157V154H158V156L159 155H162L163 156V154H162ZM173 150V149H172ZM180 150V149H179ZM204 150H205V148H204ZM217 150V149H216ZM220 150V149H219ZM218 150V151H219ZM239 151H237L238 153L242 150V148L241 149H238ZM18 151V152H17ZM118 151H120V150H118ZM124 152V151H122L121 152V155H123V157H121V155H120V157L121 158H124V157H126V159H127V152ZM141 151V150H140ZM148 151V150H147ZM147 151H146V155L148 154L147 153ZM160 151V150H159ZM183 151H185V150H182V151H179L180 152V154H181V152L183 153ZM193 151V150H192ZM198 151H200V148H199V150ZM198 151H195V152H193L192 154L195 156V157H193V155H192V159H196L197 158V155H195V153H199ZM213 151V150H212ZM245 151H247V152H245ZM244 151V153H246V154H244V153H242V154H244L243 156L244 157H246L247 156V154L249 153L248 152V150H245ZM23 152V151H22ZM154 152V151H153ZM189 151H187V153H188ZM191 152V151H190ZM189 152V153H190ZM203 152V151H202ZM201 152V153H202ZM236 152V153H237ZM260 152V151H259ZM115 153H116V155H115ZM161 153V154H160ZM201 153H199L201 156H202V154ZM204 153V152H203ZM208 153V152H207ZM215 153V152H214ZM222 153H225V152H223L222 151ZM222 153H220V154H222ZM241 153V152H240ZM257 153V152H256ZM264 153V152H263ZM28 154V153H27ZM135 154H136V152H135ZM153 154V153H152ZM156 154V153H155ZM171 154H172V152H171ZM209 154V153H208ZM227 154V153H226ZM241 154V155H242ZM253 154V153H252ZM255 154V153H254ZM258 154V153H257ZM126 155V156H125ZM182 155L183 154H181V156L180 157H182ZM184 155H187V156H189L188 154H186V152H185V154ZM204 155V154H203ZM209 155H211V153L209 154ZM213 155V154H212ZM211 155V156H212ZM216 155V154H215ZM228 155V154H227ZM239 154H237L236 156H238ZM239 156V158L237 157V159H239V162H240V158H243V156ZM256 155V154H255ZM261 155V154H260ZM4 157H5V155H3ZM130 156V155H129ZM128 156V157H129ZM140 156V155H139ZM150 156H152L151 154H150ZM206 156V155H205ZM208 156V155H207ZM221 155H219V157H220ZM223 157H224V154L222 155ZM231 157L230 158H232L231 159V161H233V159L235 158V155L233 156V155H230ZM233 156V157H232ZM252 156V155H251ZM254 156V155H253ZM119 157V159H121ZM146 157H149V155H147ZM145 157V158H146ZM155 157H156V155L154 156V159H155ZM160 157V156H159ZM226 157H228V156H226ZM226 157H224V158H226ZM255 157V156H254ZM137 158H138V154H137ZM144 158V159H145ZM152 158H153V156H152ZM158 158V157H157ZM162 158V157H161ZM161 158H158V159H160V161L162 160ZM163 158H164V156H163ZM184 158V157H183ZM208 158H209V156H208ZM208 158H206V160H208ZM214 158V157H213ZM256 158V157H255ZM261 158H263V155H261ZM21 159H23L25 162L24 163H26V161H28V159H30L31 161V163H30V166L32 167V168H30V167H27L28 166V164L29 163H27V165L26 164H23L22 162V160ZM77 159V160H76ZM125 159V160H126ZM134 159H135V157H134ZM141 159H143V158H141ZM157 159V160H158ZM166 159H168V158H165V160L163 159V162L165 161L166 163H168V161H166ZM170 159V158H169ZM181 159V158H180ZM187 160L186 161V163L184 162L185 160ZM184 159H182V161L185 163V165L186 164H189V163H187L188 162V159H186V157L184 158ZM191 159V160H192ZM204 159V158H203ZM203 159L201 160V166H200V168L203 166V164H205V161L203 162ZM210 159V158H209ZM223 159V158H222ZM236 159V158H235ZM237 159L235 160V162H237ZM251 159H252V157H251ZM250 159V160H251ZM258 159V158H257ZM257 159L255 160V166H254V168H252V169H250V170H248L247 172H246V174H245V176L249 179V180H253V179H255L256 181L257 180H259V179H263L264 178V165L263 164H259V162H257ZM260 159V158H259ZM259 159H258V161H259ZM34 160V159H33ZM118 160V159H117ZM147 160H149V159H147ZM151 160V159H150ZM153 160V159H152ZM156 160V159H155ZM248 160V159H247ZM246 160V161H247ZM1 161V160H0ZM35 161V160H34ZM96 161L98 162V164L96 163ZM101 163H104V165L106 164L107 166H108V162H110V161H112L110 164H109V166L108 167H106L107 169H105V171L103 172L104 174H99V172H100V162ZM120 161V160H119ZM133 161V160H132ZM140 161H143V160H140ZM170 161V160H169ZM178 162H179V158H178V160H177ZM193 161V160H192ZM226 161V165H227V161L228 160H225ZM8 162V161H7ZM11 161H9V163H10ZM118 162V161H117ZM121 162V161H120ZM133 162H135V161H133ZM144 162V161H143ZM152 162H154V161H152ZM163 162H162V164H163ZM165 162H164V164H165ZM181 162V161H180ZM183 162H182V164H183ZM199 162V161H198ZM13 163V162H12ZM12 163H10V164H8L9 166H11V164ZM20 163H22L23 165H26V166H22V164H20ZM40 163H44V162H40ZM100 163V164H99ZM115 163V162H114ZM113 163V164H114ZM137 163H138V161H137ZM173 163H175V162H173ZM192 162H190V164H191ZM208 163V162H207ZM233 163H234V161H233ZM233 163H229V166L231 165V164H233ZM238 163V162H237ZM126 164V163H125ZM140 163H138V165H139ZM156 164V163H155ZM161 164V163H160ZM163 164V165H164ZM181 164V163H180ZM197 164V163H196ZM199 164V163H198ZM236 164V163H235ZM240 164V163H239ZM112 165V164H111ZM152 165H154V163L152 164ZM167 166H169L170 165V163H168V164H166ZM200 165V164H199ZM241 165V164H240ZM246 165V164H245ZM2 166V165H1ZM6 166V165H5ZM35 166V165H34ZM131 166V165H130ZM129 166V168H131ZM133 166V165H132ZM136 166V165H135ZM145 166V165H144ZM157 167H159L158 165H156ZM167 166H165L164 165V167H167ZM170 166H173V165H170ZM191 166H193L192 164L190 165V167ZM195 166V165H194ZM212 166H216V165H212ZM212 166H207L206 165V168L205 169H210L211 171H212ZM228 166V167H229ZM237 166V168L239 167L238 165H236ZM242 166V165H241ZM12 167H13V164H12ZM105 167V166H104ZM146 167V166H145ZM144 167V168H145ZM177 167V166H176ZM185 167V166H184ZM183 167V168H184ZM190 167H189V169H190ZM196 167H198V166H196ZM230 167H233V165L232 166H230ZM246 167H248L247 165L244 167V168H246ZM7 168V167H6ZM15 168V167H14ZM16 168V169H17ZM83 168H91L92 170V174L90 175V179L89 178H87V176H86V174H85V170L83 169ZM135 168V167H134ZM149 168H151V169H153L152 168V166H150ZM156 168V167H155ZM171 168V167H170ZM169 167L167 168V169H170ZM185 168H188V166H186ZM200 168H196V173L197 172H200V171H202V170H200V171H198ZM203 169H204V167H202ZM214 169H216V167H213ZM226 168V167H225ZM249 168V167H248ZM10 169H11V167H10ZM102 169V168H101ZM127 169V168H126ZM141 169V168H140ZM143 169V168H142ZM157 170L159 169V168H156ZM173 169H175V168H173ZM182 169V168H181ZM194 169V168H193ZM192 169V170H193ZM204 169V170H205ZM207 169V170H208ZM223 169V168H222ZM227 169V168H226ZM137 169H135V171H136ZM143 170H145L146 171V169H143ZM142 170V171H143ZM172 170V169H171ZM176 170H178V169H176ZM186 170H188V169H186ZM195 170V169H194ZM203 170V171H204ZM12 171V170H11ZM14 171H17V170H14ZM20 171H18V172H20ZM130 170H128V172H129ZM133 171V170H132ZM139 171V170H138ZM152 171V170H151ZM163 170L161 169V172H162ZM166 169L164 168V173L162 172V176H164L165 177V175L166 174H168V170L166 171ZM174 171V170H173ZM182 171V170H181ZM189 171V170H188ZM187 171V172H188ZM215 171V170H214ZM218 172H219V169L217 170ZM216 171V172H217ZM224 171V170H223ZM245 171V170H244ZM243 171V174L245 173ZM17 172V173H18ZM126 172V171H125ZM147 172H148V170H147ZM146 172V173H147ZM156 172V171H155ZM158 172V171H157ZM161 172H159V174H161ZM176 172V171H175ZM183 172H185V170H183ZM190 172V171H189ZM194 171L192 172L191 171V173H195ZM221 172H222V170H221ZM137 173V172H136ZM154 173V172H153ZM178 173L180 174V170L178 171ZM202 173V172H201ZM204 173H206V174H209L208 173V171L206 172H204ZM129 173H127L126 175H128ZM152 174V173H151ZM158 174V173H157ZM165 174V175H164ZM175 174V173H174ZM183 174V173H182ZM181 174V175H182ZM206 174L204 175V177L206 176ZM228 174H229V172H228ZM231 174V173H230ZM236 174H237V172H236ZM236 174H234V172H233V175H236ZM138 175V173L135 175V176H137ZM152 175H155V174H152ZM172 175V174H171ZM178 175V174H177ZM181 175H178V176H181ZM184 175V174H183ZM186 175H189V173L187 174L186 173ZM196 175H198V174H196ZM213 175V174H212ZM212 175L210 176L209 175V177H212ZM216 175V174H215ZM226 175H227V172H226ZM242 175V174H241ZM130 176V175H129ZM132 176V175H131ZM162 176H161V178H162ZM178 176H177V178H178ZM203 176V175H202ZM217 176H219V175H217ZM222 176V175H221ZM223 176H224V174H223ZM245 176H243L244 178H246ZM142 177V176H141ZM151 177V176H150ZM149 177V178H150ZM153 177V176H152ZM151 177V178H152ZM163 177V178H164ZM166 177H168V175L166 176ZM176 177V176H175ZM184 177H185V175H184ZM192 177V176H191ZM199 176H197V178H198ZM225 177H227V176H224V180H226V178ZM230 177V176H229ZM236 177V176H235ZM234 177V178H235ZM241 177V176H240ZM18 178V177H17ZM16 178V179H17ZM143 178H144V176H143ZM172 178V177H171ZM171 178L170 179H168V180H170V181H173V179L171 180ZM201 178V177H200ZM231 178V177H230ZM230 178H228V179H230ZM48 179H49V181H48ZM125 179H128V177L127 178H125ZM141 179V178H140ZM154 179H155V177H154ZM153 178H152V182H153V180H154ZM160 179V178H159ZM158 179V180H159ZM179 180H180V178H178ZM178 179H177V181H178ZM184 179H186L187 180V178H184ZM190 179V178H189ZM204 179H207V177H205ZM218 179V178H217ZM233 179V178H232ZM232 179H230V181L232 180ZM146 180V182L147 181H149V180H147V179H145ZM161 180V179H160ZM163 181L165 180V179H162ZM176 180V179H175ZM174 180V181H175ZM194 181V180H196V178H194L193 177V179H191V181ZM198 181L200 180V179H197ZM201 180H202V178H201ZM213 180V179H212ZM212 180H210V178H209V182L210 181H212ZM223 180V179H222ZM235 180V179H234ZM237 180V179H236ZM247 180V179H246ZM78 181V182H77ZM137 182H139L138 180H136ZM150 181H151V179H150ZM163 181L162 182H160V183H162V185H164L163 184ZM198 181H197V183H196V186H197V184L199 185V183H198ZM208 180H206V182H207ZM216 181V184H217V182H218V180H215ZM255 181V182H256ZM264 181V180H263ZM2 182V181H1ZM140 182H142V181H140ZM140 182L138 183V184H140ZM145 182V181H144ZM151 182V183H152ZM169 182V181H168ZM168 182L166 181L165 183L166 184H168ZM186 181L184 180V183H185ZM200 182V181H199ZM205 182V183H206ZM209 182H208V185H209ZM220 182V181H219ZM218 182V183H219ZM223 182V181H222ZM237 182V181H236ZM245 182V181H244ZM255 182H254V184H255ZM259 182H261V180L259 181ZM77 183L79 184L78 185V187H81V191L83 192L82 194L80 193V194H77L78 195V197H76V195L74 194V193H70L71 192V190L74 188V186H76L77 185ZM148 183H150V182H148ZM157 184H158V181L156 182ZM159 183V184H160ZM171 183V182H170ZM170 183H169V185H170ZM174 183V182H173ZM183 183V182H182ZM191 183V182H190ZM189 182H188V180H187V183L186 184H188V186H186L185 184H184V186H185V188L186 187H188V189L190 188V186H191V184L193 183H191L190 184ZM211 183V185H212V182H210ZM224 183H225V181H224ZM226 183H227V181H226ZM241 183H242V181H241ZM50 184V183H49ZM87 184H88V187H87ZM93 184V187H91V185ZM141 184H143V182L141 183ZM159 184H158V186H159ZM176 184H177V182H176ZM190 184V185H189ZM214 184V183H213ZM215 184V185H216ZM247 184V183H246ZM259 184H261V183H258V185ZM264 184V183H263ZM262 184V185H263ZM84 185V186H83ZM145 185L147 186V183H145ZM162 185H160V186H162ZM168 185V186H169ZM181 185V181H180V184H179V182H178V185H175L176 187H178V186H180ZM207 185V186H208ZM228 185V184H227ZM244 185V184H243ZM138 186V185H137ZM142 186V185H141ZM146 186L144 187V185H143V189L145 190L146 189ZM158 186L156 187V189L158 188ZM166 186V185H165ZM164 186V187H165ZM171 187L173 186V184L172 185H170ZM167 187V188H169V189H171V190H173V188H171V187ZM184 186H183V188H184ZM193 187H194V185H192ZM203 186H204V184H203ZM202 186V184H201V187H203ZM214 186V185H213ZM217 186H218V184H217ZM224 186H226V184L224 185ZM224 186H223V188H224ZM114 187V189H116ZM134 187H136V186H134ZM139 187V186H138ZM148 187V186H147ZM182 186H180V188L178 187L177 188V190L179 189H182L181 188ZM198 187V186H197ZM196 187V188H197ZM237 187V186H236ZM240 187V186H239ZM141 188V187H140ZM150 188H152L151 187V185H150ZM198 188H200V187H198ZM197 188V189H198ZM209 189V187H206V191ZM219 188H221V186H219ZM227 188V187H226ZM234 188V187H233ZM241 188H242V186H241ZM244 188V187H243ZM256 188V187H255ZM89 189V190H88ZM120 189V188H119ZM126 189V188H125ZM142 189V190H143ZM153 189V188H152ZM152 189L150 190L151 192H152ZM159 189V188H158ZM193 189H195V188H193ZM196 189V190H197ZM203 189V188H202ZM244 189H248V188H244ZM250 189V188H249ZM261 189V188H260ZM77 190H79V189H77ZM127 191H128V189H126ZM137 190H138V188H137ZM140 190V189H139ZM143 190V191H144ZM160 190L161 189H159L157 192L160 194L161 192H160ZM168 190V189H167ZM178 190V191H179ZM216 190V189H215ZM226 190V189H225ZM252 190V189H251ZM254 190V189H253ZM53 191H63V193H65L66 195H68L69 196V198H68V200H67V202H68V204L71 206V209H70V212L68 213V214H58V220L56 221L55 219V221H53V222H47L46 221V219L44 220V216L46 215V214H48L49 212H53V214H55L56 213V211L54 212V210L52 211L51 209H50V207L51 206H49V204L52 202L50 199H52L53 198V196H55L53 193ZM110 191H111V193H110ZM115 191V190H114ZM135 191H136V188H135ZM164 191H165V189H164ZM163 191V192H164ZM170 191V190H169ZM186 191V190H185ZM198 192H200V190L198 189L197 190ZM217 191V190H216ZM219 191V190H218ZM234 191V190H233ZM240 191V190H239ZM255 191H257V190H255ZM255 191H254V193H255ZM260 191V190H259ZM262 191L264 192V190L262 189ZM261 191V192H262ZM75 192V191H74ZM77 192V191H76ZM130 192L131 191H129V194H130ZM140 192V191H139ZM148 192V191H147ZM154 192V191H153ZM156 192V193H157ZM162 192V193H163ZM176 192V191H175ZM182 192L184 193V190H182ZM198 192H196L197 194H198ZM208 192H210V191H208ZM208 192H207V196L210 194H208ZM214 192V191H213ZM242 192V191H241ZM99 193V195H100V200H102V201H100V206L98 207V208H93V207H89V208H83L84 206H80V203L78 202L79 200H81V198H83V199H90V200H92V199H94L95 197H96V194H98ZM124 193V194H123ZM142 194H143V192H141ZM149 193V192H148ZM171 193V192H170ZM186 193H187V198H189L190 197V200L192 199L191 198V193H194L193 192V190H192V192H190V194H189V196H188V193H189V191L187 190L186 191ZM201 193V192H200ZM227 193V192H226ZM229 193V192H228ZM234 193H236L235 191H234ZM74 194V195H73ZM128 194V195H129ZM132 194V193H131ZM135 193H133L132 195H134ZM137 194H139L138 192H137ZM167 194V193H166ZM168 194H169V192H168ZM167 194V196L166 197H168V196H170V194L168 195ZM175 194V193H174ZM180 194V193H179ZM182 194V193H181ZM220 194H221V192H220ZM245 194V193H244ZM260 195L261 193H257L256 192V195ZM99 195H97V197L99 196ZM113 195H114V193H113ZM145 195V194H144ZM149 195H152V194H149ZM163 195V194H162ZM184 195V194H183ZM224 194H222V196H223ZM239 195H242V194H239ZM249 195H250V193H249ZM254 195V194H253ZM83 196V197H82ZM131 196V195H130ZM139 196H140V194H139ZM154 196V195H153ZM159 196H161V194L159 195ZM172 196V195H171ZM185 196V195H184ZM183 196V197H184ZM194 196H196V195H194ZM201 196H203V194L202 195H200V197ZM206 196V198H208V197H210L211 199L212 198H214L215 199V196L214 197H212L211 196V194L207 197ZM222 196H220V197H222ZM225 197H226V195H224ZM230 196V194L228 195V198H232V195H231V197H229ZM238 196V195H237ZM247 196V195H246ZM252 196V193H251V195H250V197ZM255 196V195H254ZM44 197H46V198H44ZM129 197V196H128ZM150 198H151V196H149ZM166 197L164 198V200L166 199ZM186 197V196H185ZM197 197V196H196ZM198 197H199V195H198ZM197 197V198H198ZM205 197V196H204ZM219 197V196H218ZM243 197H245V196H243ZM256 197V196H255ZM137 198H139V197H137ZM146 198H148L147 196H146ZM155 198V197H154ZM158 198V197H157ZM170 198V197H169ZM168 198V199H169ZM174 198H176V197H174ZM178 198V197H177ZM202 198V197H201ZM246 198V197H245ZM43 199H45V201H47V199H48V206H49V208H47L44 204H43ZM98 199V198H97ZM98 199V200H99ZM141 199V198H140ZM140 199H137L140 203H139V205H141V202H142V200H140ZM153 199V198H152ZM161 199V198H160ZM173 199V198H172ZM199 199V198H198ZM205 199V198H204ZM213 199V200H214ZM219 199V198H218ZM240 199V198H239ZM50 200V201H49ZM59 200V199H58ZM95 200V199H94ZM127 200V199H126ZM155 200V199H154ZM194 200V199H193ZM191 201V202H194L195 203V201ZM207 200V199H206ZM222 200V202H223V199H221ZM234 200V199H233ZM244 200V199H243ZM243 200H242V202H243ZM258 200V199H257ZM262 200H264V199H262ZM12 202H13V199L11 200ZM44 201V202H45ZM97 201V200H96ZM125 200H123V202H124ZM133 201V202H132ZM144 201V200H143ZM148 201V200H147ZM147 201H146V204H147ZM152 201V200H151ZM156 201V200H155ZM162 201H163V198H162ZM166 201H167V199H166ZM196 201H198V200H196ZM204 201V200H203ZM215 201V200H214ZM220 201V200H219ZM226 201H228V199H226ZM247 201V200H246ZM249 201V200H248ZM58 202V201H57ZM127 202V201H126ZM168 202H169V200H168ZM177 202V201H176ZM176 202H175V199H174V203H175V205H176ZM189 202V201H188ZM208 202H209V200H208ZM207 202V203H208ZM228 202H230V200L228 201ZM232 202V201H231ZM230 202V203H231ZM238 202V201H237ZM245 202V201H244ZM252 201H250L249 203H251ZM79 203V204H78ZM118 203V204H117ZM135 203V202H134ZM157 203V202H156ZM165 203L166 202H164V205H165ZM186 203V202H185ZM212 203V202H211ZM214 203V202H213ZM226 203V202H225ZM233 203H234V201H233ZM246 203V202H245ZM248 203V204H249ZM3 204V203H2ZM132 204H130L132 207L133 206H135V204L134 205H132ZM143 204V203H142ZM150 204V203H149ZM204 203H200L199 205L201 206V205H203ZM210 203H208V205H209ZM222 203H219V205H221ZM227 204V203H226ZM225 204V205H226ZM247 204V203H246ZM251 204H253V203H251ZM254 204H255V200H254ZM259 204V203H258ZM51 205H52V203H51ZM138 204H137V206H139ZM145 205V204H144ZM171 205V204H170ZM188 205V204H187ZM214 205V204H213ZM213 205H210V207L212 208V206ZM228 205V204H227ZM232 205V204H231ZM238 205V204H237ZM244 205V204H243ZM250 205V204H249ZM249 205H244L245 207L246 206H249ZM257 205V204H256ZM148 206V204L146 205V207L145 208H150V207H147ZM149 206H152V208H153V204L151 203V205H149ZM156 206H158L157 204H156ZM160 206V205H159ZM166 206V205H165ZM174 206V205H173ZM184 205H183V203H182V207H183ZM193 206V205H192ZM204 206H205V204H204ZM241 206V205H240ZM251 206V205H250ZM260 206V205H259ZM258 206V207H259ZM262 206V205H261ZM260 206V207H261ZM63 207V206H62ZM131 207V208H132ZM141 207H143V205L142 206H140V208ZM161 207L163 208V206L161 205ZM186 207V206H185ZM196 207L197 206H195L194 207V209H196ZM205 207H207V205L205 206ZM214 207V206H213ZM235 207H237V208H233V206L231 207L230 205H229V210L231 209V211H232V208L233 209H235V210H240V207L238 208V206H235ZM251 207H253V206H251ZM258 207H256L255 206V208L256 209H258ZM263 207V206H262ZM70 208V207H69ZM135 208H136V206H135ZM140 208H136V209H140ZM162 208L160 209V210H162ZM167 208V207H166ZM184 208V207H183ZM187 208V207H186ZM188 208H190V207H188ZM187 208V209H188ZM226 208V206L224 207V209H223V211H224V213L225 212H227V209H225ZM228 208V207H227ZM242 208V207H241ZM247 208V207H246ZM11 209V210H12ZM55 209V208H54ZM144 209V208H143ZM172 208H171V206H170V210H171ZM173 209H174V207H173ZM198 209V208H197ZM197 209L196 210H194L196 213H198L197 212ZM208 208H206L205 209V212H207L208 213V211H206ZM244 208H242V210H243ZM249 209L251 210L252 208H250L249 207ZM254 209V208H253ZM260 209V208H259ZM57 210V209H56ZM131 210V209H130ZM129 210V213L128 214H130V212L132 211H130ZM150 210V209H149ZM152 210V209H151ZM154 210H156L155 208H154ZM157 210H159V207H158V209ZM163 210H164V208H163ZM177 208H176V212H177ZM191 210V209H190ZM198 210H200V209H198ZM201 210H203L202 208H201ZM200 210V211H201ZM249 210V211H250ZM60 211V210H59ZM120 212L121 214L119 215V216H117L114 212ZM140 211H142V210H140ZM147 212H148V210H146ZM153 211V210H152ZM194 211L191 213V211L189 212V213H185V214H182V212H181V214L182 215H180L179 214V219L181 220V226L184 228V226L185 225H187L186 223H188V226H189V222H192V220H195L194 222L196 223L197 222V220H198V216L195 214H193L194 213ZM211 211V210H210ZM209 211V213H211ZM216 211H218L217 209H215V211L213 210L212 211V217H213V215L215 216V215H217L216 214ZM220 212H221V206H220V210H219ZM223 211H222V214H223ZM259 211L260 210H258L257 212L259 213ZM16 213V214H14V213ZM173 212V211H172ZM171 212V213H172ZM233 212V211H232ZM251 212V211H250ZM257 212H256V215H258L257 214ZM13 213V214H12ZM61 213V212H60ZM135 213V212H134ZM138 213V212H137ZM152 213H154V212H152ZM156 213H158L159 214V211L158 212H156ZM171 213H170V215H171ZM239 213V212H238ZM237 213V214H238ZM244 214H245V209H244V212H243ZM253 213V212H252ZM57 214V213H56ZM126 214V215H125ZM145 214H146V212H145ZM155 214V213H154ZM165 214V213H164ZM164 214H163V216H164ZM175 214V213H174ZM202 214H204V213H202ZM229 214V213H228ZM233 214V213H232ZM246 214H247V212H246ZM52 215V214H51ZM88 215V217H87V219L89 218V216L91 215V219L90 220H87V219H85V216H87ZM139 215V214H138ZM138 215H136V217L138 216ZM169 215V216H170ZM225 215H227L226 213H225ZM30 216V217H29ZM108 216H110L111 217V219H112V221L114 222L113 224H111V226L110 227H107L106 229L105 228H102L101 227V225L102 224H100V220H103L104 218H106V217H108ZM124 216H125V218H124ZM129 216V215H128ZM151 216V215H150ZM173 216V213H172V215H171V217ZM218 216L219 215H217L216 217H214V219H212V217H210L209 219H210V221H213V223H214V221H215V223H217L216 222V219H218ZM235 216V215H234ZM251 216V215H250ZM249 216V217H250ZM46 217H47V215H46ZM57 217V216H56ZM161 217V216H160ZM176 217V216H175ZM205 217H207V219H208V216H206V213H205ZM220 217H221V215H220ZM225 217H227V216H225ZM224 217V218H225ZM231 217V216H230ZM233 217V216H232ZM252 217H253V215L251 216V219H252ZM256 216H254V218H255ZM27 218V217H26ZM25 218V219H26ZM50 218V217H49ZM48 218V219H49ZM52 218V217H51ZM85 219V220H87V221H85L84 223L82 222L83 220L82 219ZM163 218V217H162ZM200 218V220H201V216L199 217ZM224 218H222L221 217V219H224ZM228 218V217H227ZM233 218H235V217H233ZM233 218H231L232 220H233ZM240 218H241V216H240ZM239 218V219H240ZM248 218V217H247ZM264 218V217H263ZM262 218V219H263ZM160 219V218H159ZM171 220H172V218H170ZM175 219V218H174ZM173 219V220H174ZM220 219V221H222ZM236 219H237V217H236ZM246 219V218H245ZM245 219H244V221H245ZM107 220V219H106ZM135 220H137V219H135ZM204 220H206L205 218H203V221ZM219 220V219H218ZM24 221V220H23ZM50 221V220H49ZM112 221H111V223H112ZM138 221H140V220H138ZM149 221V220H148ZM147 221V222H148ZM209 221V222H210ZM225 221V223L226 222H228V221H231V220H224ZM241 221V220H240ZM243 221V220H242ZM248 221V220H247ZM254 221V220H253ZM80 222V223H79ZM152 222V221H151ZM163 222V221H162ZM168 222H171L170 220H168ZM175 222V221H174ZM205 222V221H204ZM206 222H207V220H206ZM219 222V221H218ZM232 222V221H231ZM234 222H236L235 220H234ZM233 222V223H234ZM101 223H103V222H101ZM109 223V222H108ZM140 222H138L137 224H139ZM150 223V222H149ZM159 223H161L160 222V220H159ZM158 223V224H159ZM211 223V222H210ZM213 223H212V225H213ZM220 223V225L218 226V224H215V225H217L218 227H220V228H218L217 226V229H219V232H221L223 229H225L224 228V224H222L223 223V221L222 222H219ZM249 223H251V221H249ZM110 224V223H109ZM151 224V223H150ZM166 224H167V221H166ZM194 224V223H193ZM198 224V223H197ZM199 224H201L200 222H199ZM207 224H209L208 222H207ZM222 224V225H221ZM215 225H213V227L215 226ZM262 225V224H261ZM102 226H106L105 224L104 225H102ZM150 226V225H149ZM155 226V225H154ZM174 226V225H173ZM180 226V225H179ZM188 226H187V229H188ZM199 226V225H198ZM203 226V225H202ZM206 226V225H205ZM205 226H203V229L205 228ZM223 226V227H222ZM264 226V225H263ZM262 226V227H263ZM23 227H25V228H23ZM144 227V226H143ZM142 227V228H143ZM156 227V226H155ZM154 227V228H155ZM158 227H159V225H158ZM157 227V228H158ZM167 227V226H166ZM171 227V226H170ZM200 227H201V225H200ZM221 227H222V230H221ZM228 227V226H227ZM146 228V227H145ZM172 228H174V227H172ZM190 228V227H189ZM193 228H194V230L196 229L195 228V226H193ZM199 228V227H198ZM24 229L25 230H27V229H29L30 230V235H29V237L27 238V236H26V238L27 239H24V240H17V238L16 237H18L19 235H21V232H23L24 231ZM128 229H129V227H128ZM147 229H149V227L147 228ZM167 229H170V228H167ZM177 229V228H176ZM202 228H200V230H201ZM210 229V228H209ZM216 229V230H217ZM241 229V228H240ZM143 230V229H142ZM171 230V229H170ZM173 230V229H172ZM171 230V231H172ZM180 230L182 231L181 232V237H182V233H183V230H185V229H181L180 228ZM190 230V229H189ZM197 230H199V229H197ZM205 230H207V228L205 229ZM205 230H203V232L205 231ZM211 230V229H210ZM226 230V229H225ZM264 230V229H263ZM144 231H146V230H144ZM163 231V230H162ZM224 231V230H223ZM226 231H228V230H226ZM239 231V230H238ZM262 231V230H261ZM260 231V232H261ZM149 232H150V230H149ZM190 232H192V231H190ZM259 232V231H258ZM259 232V233H260ZM145 233V235L143 234L142 235V238H144L145 236H146V233H148V231L147 232H144ZM171 233V232H170ZM169 233V234H170ZM187 233V232H186ZM195 233V232H194ZM206 233H207V235H208V233L209 232H207L206 231ZM206 233H204L205 235H206ZM216 232H213V234H212V232H211V234H212V236H210V237H213V235L215 234ZM230 233V232H229ZM248 233V232H247ZM253 233V232H252ZM27 234V233H26ZM149 234V233H148ZM172 234H174V233H172ZM176 234H177V232H176ZM180 234V233H179ZM184 234V233H183ZM189 234V233H188ZM217 234H218V230H217ZM220 234V233H219ZM254 234V233H253ZM164 235V234H163ZM167 235V234H166ZM171 235V234H170ZM169 235V236H170ZM185 235H187V234H185ZM190 235H192L191 233L189 234V235H187V237L188 236H190ZM197 235H199V234H197ZM207 235H206V237H205V239L207 238ZM224 236V234H221V235H219L220 237L221 236ZM258 235V234H257ZM83 236V238L84 237H86V236H88V237H90V239L89 238H87V239H89V241L87 240V242H84V240L82 239V241H80V237H82ZM165 236V235H164ZM171 236H173V235H171ZM194 236H196V235H194ZM215 237H216V235H214ZM228 236H229V234H228ZM254 236V235H253ZM264 236V235H263ZM105 237H108L109 239H110V241L109 242H107V243H105L104 241L103 242H101V239L100 238H104V239H106ZM132 237V236H131ZM167 237H168V235H167ZM176 237V236H175ZM175 237L174 238H171V239H173V241H174V243H173V247H182V246H184L185 248L187 247V252H186V254L184 255L183 253V255H181L182 257L181 258H179V263L178 264H196L198 261L196 260L197 258H195L197 255H195L193 252H192V250L191 249H189V247H188V244L190 245L191 243H189V241H187L188 242V244H186L185 243V241H183V242H178L176 239H175ZM180 237V236H179ZM180 237V238H181ZM187 237H185V238H187ZM214 237V238H215ZM224 237H226V236H224ZM247 238H248V235L246 236ZM156 238V237H155ZM155 238L154 239H152L153 240V242H154V240H155ZM160 238H162L161 237V235H160ZM183 238V237H182ZM201 238V237H200ZM217 239H219L218 238V236L216 237ZM215 238V242L214 243H216V239ZM221 238H223V237H221ZM226 238H228V237H226ZM247 238H246V240H247ZM249 238H250V236H249ZM253 238V237H252ZM108 239V240H109ZM170 239V240H171ZM188 239L190 240V238L188 237ZM187 239V240H188ZM202 239V238H201ZM107 240V239H106ZM140 240V239H139ZM150 240V239H149ZM149 240H147V241H149ZM164 240H166V239H164ZM169 240V241H170ZM182 240V239H181ZM200 240V239H199ZM199 240H197V241H199ZM207 240V239H206ZM208 240H209V242H211L212 240H214V239H210V238H208ZM86 241V240H85ZM133 241V240H132ZM151 241V240H150ZM160 241V240H159ZM163 241V240H162ZM172 241V242H173ZM195 241V240H194ZM226 241V240H225ZM224 241V242H225ZM242 241V240H241ZM241 241H239L240 243H242V245L244 244V242H241ZM244 241V240H243ZM253 241V240H252ZM212 242V243H213ZM223 241H220V242H217V245H218V243H222ZM247 242V241H246ZM254 242H256V241H253V244H255ZM149 243V242H148ZM155 243H156V241H155ZM160 243H161V241H160ZM165 243V242H164ZM163 242L161 243V244H164ZM167 243V242H166ZM185 243V244H184ZM194 243V242H193ZM204 243H207V242H204ZM214 243H213V245H214ZM227 243V242H226ZM252 243V242H251ZM9 246H12V247H15V248H17L18 249V253L16 254H11L10 253V251H9V253H8V250H5V246L7 247L8 245ZM78 245V247H79V250L78 249H76V251L77 252H74V250H73V248H74V246H77ZM158 244V243H157ZM160 244V245H161ZM172 244V243H171ZM170 243H169V245H171ZM223 244V243H222ZM233 244V243H232ZM237 244H238V242H237ZM246 244V243H245ZM249 244H250V241H249ZM139 245L140 246H142L141 244H140V242H139ZM159 245V244H158ZM157 245V246H158ZM186 245V246H185ZM191 245H193V244H191ZM205 245V247H206V245H208V244H204ZM209 245H211V244H209ZM217 245H214V246H217ZM225 245V244H224ZM240 245V244H239ZM239 246V247H243V246ZM251 245V244H250ZM257 244H255V246H256ZM264 245V244H263ZM137 246V245H136ZM139 246V247H140ZM146 246V245H145ZM144 246V247H145ZM168 246V245H167ZM223 246V245H222ZM235 246H236V244H235ZM258 246V245H257ZM261 246V245H260ZM171 247V246H170ZM172 247V248H173ZM194 246H190V248H193ZM196 247V246H195ZM198 247H200L199 245H198ZM212 247V246H211ZM218 247H219V245H218ZM247 247V246H246ZM146 249H147V247H145ZM154 248V247H153ZM169 248V247H168ZM171 248V249H172ZM209 248V247H208ZM223 248H224V246H223ZM226 248V247H225ZM236 248H237V246H236ZM248 248L250 249V247L248 246ZM260 248V247H259ZM258 248V249H259ZM263 248V247H262ZM9 249V248H8ZM144 249V248H143ZM145 249V250H146ZM149 249H150V247H149ZM148 249V250H149ZM162 249V248H161ZM164 249H165V247H164ZM244 249L246 250L247 248H245L244 247ZM256 249V248H255ZM73 250V251H72ZM132 250H133V248H132ZM138 250H140V249H138ZM168 250V249H167ZM167 250H160L162 253L161 254H163V256H166L165 255V253H166V251ZM175 250V249H174ZM196 250V249H195ZM200 250V249H199ZM213 250V249H212ZM212 250H210V252L212 251ZM223 251H224V249H222ZM234 250V249H233ZM244 250V251H245ZM261 250V249H260ZM259 250V251H260ZM106 251V252H107ZM154 251V250H153ZM159 251V250H158ZM173 251V250H172ZM178 251V250H177ZM194 251V250H193ZM221 251V250H220ZM232 251V250H231ZM239 251H243V250H239ZM252 251V250H251ZM250 251V252H251ZM14 252V251H13ZM12 252V253H13ZM105 252V251H104ZM103 252V253H104ZM110 252V251H109ZM140 252V251H139ZM144 252H147V251H144ZM144 252H143V254H144ZM150 252V251H149ZM168 252H170L169 250H168ZM181 251H179V253H180ZM199 252V251H198ZM217 252H219V250L217 251ZM102 253V252H101ZM102 253V254H103ZM112 253V252H111ZM114 253V252H113ZM116 253V252H115ZM133 253V252H132ZM137 253H138V251H137ZM148 253V252H147ZM153 253V252H152ZM155 253H157V252H155ZM155 253H153L154 255H155ZM173 253H174V251H173ZM172 253V254H173ZM178 253V252H177ZM178 253V254H179ZM200 253V257L201 258H203L204 256H205V254H204V251H200L199 252ZM233 253H234V251H233ZM143 254H141V256L143 255ZM170 254V253H169ZM168 254V255H169ZM176 254V253H175ZM177 254V255H178ZM252 254H253V252H252ZM107 255H109V253L107 254ZM106 255V256H107ZM150 254L148 253L147 254V256H149ZM152 255V254H151ZM150 255V259H152V258H154V260L155 259H159V258H157V256H156V258L155 257H153V256H151ZM159 255V254H158ZM180 255V254H179ZM241 255V254H240ZM254 256V258H255V254H253ZM258 255V253L256 254V256ZM111 256V255H110ZM145 256V255H144ZM222 256H224V255H222ZM222 256H221V258H222ZM235 256V255H234ZM234 256H232V257H234ZM239 256V255H238ZM260 256V255H259ZM92 257V258H91ZM94 257H96V256H94ZM102 257V256H101ZM100 257V258H101ZM140 257V256H139ZM138 257V258H139ZM146 257V256H145ZM169 257H170V255H169ZM207 257V256H206ZM209 257V256H208ZM99 258V257H98ZM99 258V259H100ZM104 258H105V256H104ZM142 258V257H141ZM144 258V257H143ZM148 258V257H147ZM164 258V257H163ZM166 258H167V256H166ZM176 258V257H175ZM239 258V257H238ZM246 258H247V256H246ZM102 259V258H101ZM160 259H162V258H160ZM170 259H171V257H170ZM170 259L168 260L167 259V261H168V263H169V261H170ZM173 259V258H172ZM171 259V260H172ZM204 259V258H203ZM209 259V261H212L210 258H208ZM243 259V258H242ZM249 259V258H248ZM258 259H259V257H258ZM262 259V258H261ZM95 260V259H94ZM97 260V259H96ZM132 260V259H131ZM135 260V261H134ZM141 260V259H140ZM140 260H138V261H140ZM146 260L147 259H145V262H146ZM156 261H158V260H156ZM155 261V262H156ZM161 261V260H160ZM160 261H159V264H160ZM166 261V260H165ZM164 261V262H165ZM173 261V260H172ZM208 261V262H209ZM248 260L246 259L245 260V262H247ZM249 261H251V260H249ZM248 261V262H249ZM253 261V260H252ZM258 261H260V259L258 260ZM133 262H137V260L134 258L133 259ZM142 262V261H141ZM149 262V261H148ZM161 262H163V261H161ZM163 262V263H164ZM173 262H175V261H173ZM176 262H178V260L176 261ZM199 262H203V261H199ZM205 262V261H204ZM245 262H244V264H245ZM104 263V262H103ZM143 263V262H142ZM241 263V262H240ZM239 263V264H240ZM250 263V262H249ZM248 263V264H249ZM135 264V263H134ZM137 264V263H136ZM141 264V263H140ZM145 264H147V263H145ZM152 264V263H151ZM153 264H155L154 262H153ZM165 264H167V263H165ZM173 264V263H172ZM199 264H201V263H199ZM202 264H204V263H202ZM211 264H213V263H211ZM241 264H243V262L241 263ZM256 264V263H255Z\"/></svg>",
    "mask_w": 264,
    "mask_h": 264
}]
</instances>
